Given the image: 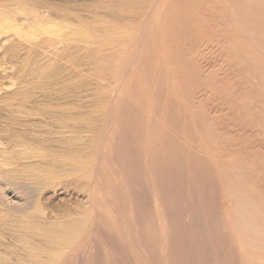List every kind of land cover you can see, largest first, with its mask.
Returning a JSON list of instances; mask_svg holds the SVG:
<instances>
[{
  "label": "rangeland",
  "instance_id": "rangeland-1",
  "mask_svg": "<svg viewBox=\"0 0 264 264\" xmlns=\"http://www.w3.org/2000/svg\"><path fill=\"white\" fill-rule=\"evenodd\" d=\"M7 1V2H6ZM39 1H41V0H0V6L1 7H4V8H6L8 11H10V9H12V8H14L16 5H22V6H25L26 8H29V7H31V5H33V4H38L39 3ZM46 1H48V2H53L54 3V0H46ZM55 1H57V0H55ZM71 1V4L69 3ZM125 0H123V2H122V0H118V3H117V1L116 0H101V2L99 1V0H61V2H60V0L59 1H57V2H55L56 4H59V5H65V6H67L68 8H71L70 10L71 11H73V9H77L78 10V12H77V10L75 9L74 11H75V13H74V11L72 12V14L74 15V16H72V14L69 16V18H70V21H73L72 23L74 24V26H76L75 25V23L77 22L76 20L79 18L77 15H79L80 17H81V31H82V34L84 35V36H86V37H88L90 40H92V41H94V40H96V41H100L101 39L102 40H104V41H106V42H108V41H117V38H113V36H114V34H110V33H105V32H103V31H105L106 29V27H108L109 25V27L107 28V29H112V26H115L114 28H116V29H119V30H121L122 29V31H123V27H124V29H126L127 27H130V28H132V30H130V31H132V37H134V35H135V37L137 36V40L135 41V43H136V45H135V43H126V44H120V43H122V42H120V41H117V43H119V48L117 47V46H115L114 47V49L117 51V52H119L120 54H118L117 52H116V57H118V60H117V58H116V63H115V65H114V67H112L113 65L111 64V62L109 63V64H107V65H102V67H100V66H98L96 63H91V62H87V63H84L85 65H83L82 67V71L84 72V75L82 74L81 76H78V67H77V65L76 64H70V63H68V60L67 59H65V58H62L63 57V54H62V52L60 51V50H57V49H55V48H52L51 50L52 51H55V52H57V51H59V56H61V57H57V62H56V65H55V67H56V69L58 70H56L57 72H56V77H57V79L59 80V81H61V83H59L57 86H55V84H53V85H51L50 86V92L48 93V92H46L45 94L39 89V88H34V85H33V77H32V74H31V72H30V70H26V68L28 67V69H29V65H30V61H32V60H35L34 58H35V52L34 51H29V52H26V51H28V47H29V45H27L26 43V41L25 42H23L22 40H20V38L18 37V36H15V37H13V39H14V42H15V45L13 46L12 44H7V45H4L3 44V42L1 43L3 46H0L1 48H0V68L2 69V71H1V69H0V72L1 73H3V75H1L0 74V119L2 120H0V155H1V152H2V155L0 156V176L2 175L1 173H3L4 175H2V177H0V210H2L3 209V211H1L0 212V226L2 225V228L0 229L3 233H5V234H3L4 235V237L2 238V240H1V237H0V247L1 246H4V245H2V243L4 242L6 245H5V247H2V248H0V253L4 250L5 252H6V254H7V251H8V249H9V253L7 254V257H9V258H7L6 256V259H7V261H9L10 263H14L15 261V258L16 257H19V259H21L20 258V256H22L23 254V256H22V261H23V259L24 260H29V259H27V258H30L29 257V254H28V252H29V250L27 249L28 247H27V245L25 244V245H23V242H21L22 244H20V240L18 241V239H20V238H18V237H16V236H20V235H23V236H26V238H28L29 239V234H33V235H30V239L29 240H31L32 242H33V244H32V242H31V244L32 245H34V244H36L37 246H43V244H45L46 245V241H44V240H46V238L48 237V234H47V232H45V233H43L40 237H37L38 239V241L41 243H36L37 241L35 240L36 239V237L34 238V233H33V230H31V229H29V228H31V227H28V226H26V227H18V225L19 224H23L24 225V223L25 224H30L29 226H32V225H34L32 222H36V220H37V222L35 223V225L37 224V223H39L40 225H43V227H45V229L48 227V223H49V225L50 224H52V225H54L55 223L56 224H60L61 223V221H62V223H64V222H66V220L67 221H69V220H71V218L72 219H78V220H84V221H90V222H88V230H87V232H85L81 237H80V239H79V241H78V243H77V246L75 245L73 248H70L68 251L70 252H67V254L64 256V258L63 259H61V260H59V261H57L56 263L54 262V263H51V264H243V262L242 261H246L247 263H252V264H255L256 262H255V260H254V262H252L253 260L251 259V257H249V256H252V258H254L255 257V255H257V253H258V249L257 248H255V244L253 243V245L251 244V245H248L247 243H241L240 241H238V240H240L239 239V237L240 236H242L243 235V233L242 232H246L247 230H245V227H244V229H243V231H242V229H241V231L239 230L240 229V225H245L244 224V222H243V220H242V216L243 215H241V214H243L242 212H243V210H242V203H240L241 202V200L239 199V198H237V197H240V196H235V193H232L231 191L232 190H230V188H228L229 187V183H227V180L228 179H226V171H227V169H228V167H229V160H230V157H231V155H230V153L231 152H235V151H237L238 153H239V155L240 154H243L245 151H244V149H242L243 148V143H242V141H243V139H245V134H244V128L241 126V125H238V124H233V123H230V121H229V119H230V117H231V115H234L236 112L235 111H233V109L231 108V101L234 99V97L236 98V96H237V94L235 93V92H231V95L229 94V95H227L226 94V87H225V85H227V84H225L226 83V81H227V79H230V77H229V75H228V73L226 72V68L225 67H223V63H222V60H221V58H220V56H218V55H216L217 54V52H216V54H214L215 53V51L214 50H212V48H213V46H214V44L216 43H213L214 42V40H218V41H221V40H223V39H225V31H226V26H227V22L225 21V18H224V12L223 11H220L221 12V14L218 12L217 14V19L216 20H214L213 22H212V24H211V27H212V29L213 30H210V34H211V37H208V34H207V32H205V31H201V27H202V25L203 24H205V21L206 20H204L200 25L199 24H197L196 26H195V24H193L192 25V28L194 29V31H196V32H198V33H193L191 36H187L186 34H185V36L183 37H180L182 40L184 39V42H186V43H183L182 45L180 44L179 46H180V48L179 47H175L176 49V54H175V56L177 57V56H183L184 54L182 53V49L183 50H186V51H183V52H185V55L183 56L184 58L183 59H185V57H187V61H189V62H191L192 64L195 62V64H194V69H190V72H189V74H188V79L186 78V80H188V86L186 87V89H184L185 91H183L182 93L181 92H176L177 90H178V87L179 88H181V85L182 84H180V83H178V81H177V77L175 78V75L176 74H174V71H176L175 69H176V67H175V63H173V62H171L170 64H167L166 63V61H167V58H165V60H161L160 58H156L157 60H155V58H154V62H153V66H152V63L148 66V64L147 63H145V64H143L144 63V60H141V59H139V57L141 56L143 59H145V58H147V55H145V54H149V50L152 48V45L155 43V41H157V40H154L153 38H151V33L153 32V31H155L154 29H156V26H154V25H157V20L161 17V16H165L167 13H161V11H160V9H153V10H150V11H148V9H143V11L144 12H146V13H148V18H147V16H146V19H144L143 18V20L141 21L140 19H138V18H142V17H138L137 15H138V13L137 12H135L134 13V11L133 10H135L134 8H136V9H139L140 7H144L143 5V3H142V1L143 0H140V2H139V0H126L127 1V3H126V1L124 2ZM145 1V0H144ZM143 1V2H144ZM9 2H10V4H9ZM17 2V3H16ZM101 4H100V3ZM103 2V3H102ZM121 2V3H120ZM132 2H133V4H132ZM135 2H138L139 4H138V6H134L135 5ZM206 1H200V3H205ZM61 3V4H60ZM97 3V4H96ZM107 3V4H106ZM112 3V4H111ZM116 3H117V5H116ZM123 3V4H122ZM92 4H93V6H92ZM133 5V6H130V5ZM207 4V3H206ZM9 5V6H8ZM90 5H91V7H90ZM103 5V6H102ZM85 6L87 7V8H85ZM101 6V7H100ZM105 6V7H104ZM107 6V7H106ZM111 6V7H110ZM119 6V7H118ZM73 7V8H72ZM138 7V8H137ZM79 8H80V10L81 11H79ZM82 8V9H81ZM94 8V9H93ZM107 8H109V9H107ZM125 8V9H124ZM83 9H85V10H83ZM88 9V10H87ZM118 9H122V10H120V12H119V14L117 13V11H118ZM83 10V11H82ZM93 10V11H92ZM108 10H110L111 11V13H110V11H108ZM147 10V11H146ZM99 11V12H98ZM103 11H105V12H103ZM114 11V12H113ZM128 11V12H127ZM133 11V12H132ZM156 11H158V12H156ZM80 12V13H79ZM89 12V13H88ZM93 12L94 13H97V15H95V14H93ZM110 13V14H112L111 16L110 15H108V13ZM122 12H123V14H122ZM126 12V13H125ZM132 14H131V13ZM143 12V13H144ZM101 13V14H100ZM125 13V14H124ZM91 14V16L89 17V15ZM99 14V15H98ZM115 14H118L117 16H118V18L117 19H119V17H121V18H124V20H122V19H119V21H116V15ZM129 16H128V15ZM152 14L154 15V17L152 16ZM103 15V16H102ZM106 15V16H105ZM115 15V20H114V18H113V16ZM124 15V16H123ZM133 15V16H132ZM150 15V16H149ZM158 15V16H157ZM221 15H223V16H221ZM88 16V17H87ZM105 16V18H103ZM107 16H109V17H107ZM125 16H126V18H125ZM83 17L86 19H83ZM96 17V18H95ZM107 17V18H106ZM19 18V20L20 21H22L21 20V16L20 15H16L15 16V19L17 20ZM88 18V19H87ZM90 18H91V20H90ZM93 18H95V19H93ZM100 18V19H99ZM103 18V21L101 20ZM114 20H112V19ZM132 18V19H131ZM133 18L136 20V23H135V21L133 22L132 20H133ZM153 18V19H152ZM173 18H175V20L177 19V17L176 16H174ZM172 18V19H173ZM220 18V19H219ZM83 19V20H82ZM97 19V20H96ZM107 19V21H104V20H106ZM126 19V20H125ZM127 19H129V20H127ZM99 20V21H98ZM131 20V21H130ZM140 21V23H139V21ZM144 20L146 21V22H144ZM148 20V21H147ZM150 20V21H149ZM174 20V19H173ZM85 21V22H84ZM109 21V22H108ZM112 21V22H111ZM126 21V23L127 24H125L124 22ZM153 21V22H152ZM17 22H18V24L20 23L21 25L24 23V22H19L18 20H17ZM75 22V23H74ZM92 22V23H91ZM120 22V23H119ZM132 22V23H131ZM138 22V23H137ZM150 22V23H149ZM219 22V23H218ZM223 22V23H222ZM226 22V23H225ZM118 23V24H117ZM129 23H131V24H129ZM141 23H144V25H146V27H144V25H142ZM148 25H147V24ZM154 23V24H153ZM214 23H216L215 25H214ZM221 23V24H220ZM19 24V25H20ZM129 24V25H128ZM134 24H136V26L134 25ZM138 24V25H137ZM140 24V25H139ZM153 24V25H152ZM107 25V26H106ZM112 25V26H111ZM124 25V26H123ZM105 26V27H104ZM120 27V28H117V27ZM140 26V27H139ZM142 26V27H141ZM148 26H150V29H149V27ZM194 26V27H193ZM104 27V28H103ZM144 27V28H143ZM148 27V28H147ZM135 30H134V29ZM138 28V29H137ZM140 28H141V30H140ZM26 29H28V27H25V30ZM144 29V30H143ZM146 29V30H145ZM153 29V30H152ZM220 29H222V30H220ZM138 30L140 31V33H138ZM176 30L178 31V26L176 27ZM182 30V29H181ZM217 30V31H216ZM148 32V33H146V32ZM215 31V32H214ZM103 32V33H102ZM144 33V34H142V33ZM217 32V33H216ZM180 33V32H179ZM221 33V34H220ZM7 34H10V32L9 33H7ZM7 34H1L0 35V40L1 41H3L4 40V38H6L5 37V35H7ZM102 34V35H101ZM143 36V38H142V36ZM109 35V36H108ZM140 35V36H139ZM145 35V36H144ZM180 35H182V34H180ZM180 35H178V36H180ZM184 35V34H183ZM216 35V36H215ZM4 36V37H3ZM104 36V37H103ZM193 36V37H192ZM100 37V38H99ZM139 37V38H138ZM188 37H191V38H188ZM213 37H214V39H213ZM147 38V39H146ZM149 38V39H148ZM193 38V40H191ZM109 39V40H108ZM187 39H189V42H188V40ZM195 39V40H194ZM219 39H221V40H219ZM146 40V41H145ZM150 40V41H149ZM216 40V41H217ZM138 41V42H137ZM140 41H142L141 43H140ZM148 44L147 45V47H146V44H145V42ZM159 41H160V39H159ZM22 43V45L24 46V47H26V51L25 50H23V51H25L24 53L22 52V54L18 57V56H14V58H12L13 57V55H12V53H11V50L12 49H14V48H16L17 46H20L18 43ZM150 42V43H149ZM204 42H209V44L211 45V47H210V49H207V48H209V47H207V48H203V43ZM213 43V45L211 44V43ZM200 43H201V45H200ZM218 43V42H217ZM0 44V45H1ZM75 44V43H74ZM91 44H92V46H91ZM150 44H151V46H150ZM195 44V45H194ZM97 45L98 44H94V43H90V44H87V49H85V50H88L89 48L90 49H92L93 47L94 48H96L97 47ZM139 45V46H138ZM144 45H145V50H144ZM121 46V47H120ZM149 46H150V48H149ZM198 46L201 48V50H200V48H198ZM13 47V48H12ZM129 47V48H128ZM132 47V48H131ZM138 47H141L142 48V50H141V48H138ZM190 47H193L194 49H192V48H190ZM93 48V49H94ZM118 48V49H117ZM128 48V49H127ZM136 48V49H135ZM182 48V49H181ZM38 49H40V48H38ZM139 49V50H138ZM196 49V50H195ZM202 49H204L205 51H207V52H204V50H203V52H202ZM115 50H111V48H109L108 50H106L107 52V54H110L111 53V55H112V53H114L115 54ZM129 50V51H128ZM135 50V51H134ZM195 50V51H194ZM198 50V51H197ZM212 50V51H211ZM108 51H110V52H108ZM124 51V52H123ZM132 53H131V52ZM134 51V52H133ZM138 51V52H137ZM140 51V52H139ZM141 51H142V55H140L139 56V53H141ZM147 51H148V53H147ZM193 53H192V52ZM31 52V53H30ZM127 52H128V54H129V52L132 54V55H128L127 54ZM10 53H11V55H12V57H11V55H10ZM30 53V54H29ZM206 53H210L209 55L208 54H206ZM134 54V55H133ZM192 54L194 55H196V58L194 59L193 58V56H192ZM200 54H202V55H200ZM205 56H204V55ZM190 55V56H189ZM27 56H29V58L27 57ZM134 58V59H137V60H134L133 59V61H132V57ZM137 56H138V58H137ZM144 56V57H143ZM201 56V57H200ZM204 56V57H203ZM210 56V57H209ZM21 57V58H20ZM125 57V58H124ZM136 57V58H135ZM140 57V58H141ZM188 57L190 58V59H188ZM6 58V59H5ZM13 59V61H12V59ZM18 58V59H17ZM20 58V59H19ZM24 58V59H23ZM129 58V59H128ZM204 58H205V60H204ZM2 59H5V60H3L2 61ZM11 59V60H10ZM208 59V60H207ZM212 59V60H211ZM28 60V61H27ZM60 60V61H59ZM66 60V61H65ZM128 60V61H127ZM130 60V61H129ZM191 60H193V61H191ZM198 60V61H197ZM200 60H202L203 61V63H202V61L201 62H199ZM220 60V61H219ZM5 61H6V64L7 65H5V67L7 68H5L4 67V65L3 64H5ZM7 61H12V62H10V64H9V62H7ZM20 63H19V62ZM61 61H63V62H61ZM121 61H122V63H121ZM128 63V64H126V62ZM135 61V62H134ZM143 62V63H141V62ZM215 61V62H214ZM17 62V63H16ZM64 62H66V63H64ZM131 62V63H130ZM134 62V63H133ZM156 62V63H155ZM196 62H198V65H197V63ZM204 62H207L206 64L204 63ZM19 63V64H18ZM23 63H25L24 64V66L25 65H27L26 66V68H24L23 67ZM63 63V64H62ZM140 63V65H138ZM162 63V64H161ZM2 64V65H1ZM22 66H21V65ZM89 64V65H88ZM90 64H91V66H90ZM126 64V66L128 67H126V66H124ZM132 66H131V65ZM141 64L143 65V66H141ZM146 64H147V67H146ZM155 64V65H154ZM202 64H203V66H202ZM204 64H205V66H204ZM210 64H213V65H210ZM10 65V66H9ZM62 65V66H61ZM66 67H65V66ZM73 66V67H69V66ZM86 65H88V67L86 66ZM111 65V67H109ZM120 65V66H119ZM122 65V66H121ZM129 65V66H128ZM134 65V66H133ZM162 65V66H161ZM169 65H170V67H169ZM210 65V66H209ZM15 66V67H14ZM20 66H21V68H20ZM77 68H76V67ZM85 66V67H84ZM105 66V67H104ZM130 66H131V69H130ZM139 66V67H138ZM159 66V67H158ZM198 66V67H197ZM206 67V69L205 68H202V67ZM8 67H10L9 69H8ZM20 69H19V68ZM91 67H93V68H91ZM123 67L125 68V70L123 69ZM132 67H133V70H132ZM138 67V68H137ZM145 68V70H142L143 68ZM149 67V68H148ZM150 67H153V68H151V70H149L150 69ZM6 70H5V69ZM15 68V69H14ZM22 68H24V69H22ZM65 68V69H64ZM70 68V69H69ZM106 68V69H105ZM110 68H111V71H110ZM115 69L114 71H116V72H114L112 69ZM134 68H135V70H134ZM140 68V69H139ZM161 68H163V69H161ZM172 68V69H171ZM202 68V69H201ZM211 68V69H210ZM3 69H4V71H3ZM61 69V70H60ZM64 69V71L62 72V70ZM67 69H68V71H67ZM88 69V70H87ZM120 69L122 70V71H120ZM126 69H128V71H126ZM161 69V70H160ZM210 69V70H209ZM214 69V70H213ZM8 70H9V72H8ZM20 70V71H19ZM25 70V71H24ZM88 72H87V71ZM119 70V71H118ZM125 72H124V71ZM142 70V71H141ZM158 70V71H157ZM19 71V72H18ZM24 71V74L23 73H20V72H23ZM66 71V72H65ZM70 71H72V72H70ZM75 71L77 72V73H75ZM89 71H91V73L89 72ZM104 72L105 74H108L109 75V77H108V75H104V73L102 74V72ZM144 71H146L145 73H144ZM155 71V72H154ZM169 71V72H168ZM6 72V74H7V72L9 73L7 76H6V74H4ZM12 72H13V74H12ZM27 72V73H26ZM62 72V73H61ZM123 72V73H122ZM132 72V73H131ZM133 72H135V73H133ZM148 72V73H147ZM151 72H154V74H152ZM158 72L160 73V74H158ZM177 72V71H176ZM201 72H202V74H201ZM17 73V74H16ZM20 74V76H19V74ZM73 73V74H72ZM93 73V74H92ZM97 73H98V75H97ZM119 73H120V76H124L123 78L121 77H119ZM122 73V74H121ZM124 73H126V74H124ZM130 73V74H129ZM137 73V74H136ZM150 73H151V75H150ZM169 73V74H168ZM173 73V75H171ZM16 74V75H15ZM23 76H25V77H23ZM27 75V77H26V75ZM85 74H88L87 76L85 75ZM115 74L117 75V78H115L116 76H115ZM145 74V75H144ZM148 74V76H146ZM156 74V75H155ZM194 74V75H193ZM201 74V75H200ZM221 74V75H220ZM243 74L244 73H242L241 74V72H240V70H239V73H238V76H237V78H236V76L235 75H232L231 76V78H233V79H240L239 77H241V76H243ZM6 77H5V76ZM29 75V76H28ZM73 75V76H72ZM90 75H94L93 77H91ZM103 75V76H102ZM129 75H131V76H129ZM140 77H138V76ZM154 75V76H153ZM162 75H163V77H162ZM169 75V76H168ZM219 75V76H218ZM14 76V77H13ZM22 76V77H21ZM59 76V77H58ZM64 76V77H63ZM76 76V77H75ZM100 76H102V78L100 77ZM104 76H106V77H104ZM114 78H113V77ZM135 77V79H134V77ZM144 76H146L145 78H143ZM157 76H158V78H157ZM167 76H168V78H167ZM174 76V77H173ZM191 76V77H190ZM194 76V77H193ZM245 76V75H244ZM19 77H21V78H19ZM89 77V78H88ZM99 77V78H98ZM108 77V78H107ZM126 77V78H125ZM137 77V78H136ZM148 77H150V78H148ZM172 79H171V78ZM228 77V78H227ZM4 78V79H3ZM6 78V79H5ZM30 78V79H29ZM113 78V79H112ZM142 78V79H141ZM148 78V79H147ZM163 78V79H162ZM208 78V79H207ZM226 78V79H225ZM18 79H20L19 80V84H21V85H15L16 83H17V81H18ZM22 79H24V80H22ZM32 79V80H31ZM62 79V80H61ZM67 79H69V80H67ZM91 79V80H90ZM93 79V80H92ZM99 79H100V81L101 80H104V81H102V84L105 82L106 84H108V85H106L105 83L103 84L105 87H106V90L107 91H105V88H103L104 86H102V84L100 83V81H99ZM107 79V80H106ZM111 79V80H110ZM116 79V80H115ZM119 79V80H118ZM122 79V80H121ZM137 79V80H136ZM144 80L145 82L143 83H141V80ZM191 79H192V81H191ZM204 79H206V81L204 82ZM11 80H13V81H11ZM31 82H30V81ZM67 80V81H66ZM86 80V81H85ZM89 80V81H88ZM128 80V81H127ZM133 80V81H132ZM169 80H171V82L169 83ZM213 80V82H214V84L216 85V86H214L213 88H212V86L210 87L209 86V82L208 81H212ZM15 81V82H14ZM24 81V82H23ZM65 82V84H64V82ZM80 81H82L81 83H79ZM98 82V84L100 85V87H99V85H94V84H97V82ZM110 81V83H108ZM119 81V82H118ZM147 81H149V82H147ZM154 82V84H152L153 82ZM159 81V82H158ZM162 81H164V82H162ZM196 81H198L197 83H196ZM84 82V83H83ZM89 82V83H88ZM112 82V83H111ZM114 82V83H113ZM118 82V83H117ZM137 83V84H135V86H134V83ZM140 82V83H139ZM160 82H162V83H160ZM207 82V83H206ZM13 83V84H12ZM23 83H26V84H23ZM31 83V84H30ZM74 83H76V84H74ZM83 83V84H82ZM86 83V84H85ZM91 83V84H90ZM117 83V84H116ZM123 83V84H122ZM130 83V84H129ZM132 83V84H131ZM151 83V84H150ZM168 83V84H167ZM176 83V84H175ZM2 84V85H1ZM8 84H11L10 85V87H9V85ZM75 86H74V85ZM81 86H80V85ZM90 86H89V85ZM92 84H93V86H92ZM110 84L112 85V86H110ZM119 84V85H118ZM161 84V85H160ZM178 84V85H177ZM3 85H5V86H3ZM12 85H15V87L14 86H12ZM32 85V86H31ZM69 85H72L73 86V88L70 86L69 87ZM88 85V86H87ZM113 85H115V90L113 89L114 88V86ZM121 85V86H120ZM140 85V86H139ZM149 87H148V86ZM157 85H159L158 87H156ZM206 85H207V87L208 88H205L206 87ZM211 85V84H210ZM66 86H68L70 89H73V91L72 90H70L68 87H66ZM102 86V87H101ZM107 86H109V87H107ZM117 86H119V87H117ZM123 86V87H122ZM131 86V87H130ZM137 86H139L138 88H137ZM146 86V87H145ZM176 86H178L177 88H176ZM193 86V87H192ZM6 87H7V89H6ZM9 87V88H8ZM17 87V88H16ZM80 87V88H79ZM87 87V88H86ZM96 87V88H95ZM97 87H98V90H96L97 89ZM110 87H112V88H110ZM122 87V88H121ZM133 87H135L134 88V90H133ZM154 87H156V88H154ZM191 87V88H190ZM210 87V88H209ZM15 88H16V90H15ZM31 88V89H30ZM52 88V89H51ZM100 88V89H99ZM109 90H108V89ZM119 90H118V89ZM127 88V89H126ZM132 88V89H131ZM136 88H137V92H134L135 90H136ZM149 88V89H148ZM192 88H194L193 90H192ZM221 88V89H220ZM22 89V90H21ZM24 89V90H23ZM38 89V90H37ZM92 89H93V93L91 92L92 91ZM95 89V90H94ZM112 89V90H111ZM140 89H142V90H140ZM165 90V92L163 93V91ZM191 91H190V90ZM208 89V90H207ZM211 89V90H210ZM213 89V90H212ZM39 90H40V92H39ZM81 90V91H80ZM85 90V91H84ZM90 90V91H89ZM102 91V93H101V91ZM121 90V91H120ZM155 90V91H154ZM160 90V92H158V91ZM204 90V91H203ZM23 91V92H22ZM61 91H63V92H61ZM68 91L70 92V93H68ZM80 93H79V92ZM96 91V92H95ZM105 91V92H104ZM115 91H117V92H115ZM124 91V92H123ZM131 93V92H133V93H131V95L129 94V92ZM169 91V92H168ZM211 91H212V93H211ZM27 92V93H26ZM57 92H59V93H57ZM72 92V93H71ZM76 92H78V93H76ZM82 92H85V93H82ZM110 92V93H109ZM141 92V93H140ZM152 92V93H151ZM163 94H162V93ZM214 92V93H213ZM216 92H217V94H216ZM24 93L29 97V95H30V101H27V102H25V104L22 106V107H24V108H21L20 107V105H19V101L21 100V98H22V95H24ZM33 93V94H32ZM50 93L52 94V95H50ZM66 93V94H65ZM88 93V94H87ZM91 95H90V94ZM94 93H96V95H98V96H100V94H103V95H101L100 97H98V96H96ZM100 93V94H99ZM119 93H120V95H119ZM125 95H124V94ZM127 93V94H126ZM136 93H138V94H140V95H138L137 96V94ZM147 93V94H146ZM149 93V94H148ZM158 93V94H157ZM41 94H42V96H41ZM49 94V95H48ZM55 94V95H54ZM93 94H94V96H93ZM132 94H135L136 96H135V98H133V96H132ZM157 94V95H156ZM162 94V95H161ZM169 94V95H168ZM181 94V95H180ZM182 94H183V96H182ZM63 95V96H62ZM64 95H66V96H64ZM77 97H76V96ZM161 95V97H159ZM171 95V96H170ZM185 95V96H184ZM218 95H220V96H218ZM224 95V96H223ZM41 96V97H40ZM48 96V97H47ZM52 96V97H51ZM59 96V97H58ZM60 96H62V97H60ZM79 96V97H78ZM82 96V97H81ZM89 96V97H88ZM109 96H111V98L109 97ZM128 96H132V98H130V97H128ZM182 96V97H181ZM192 96V100L190 99V97ZM206 96V97H205ZM35 99H37L36 101H35V103L32 101L34 98ZM81 97V98H80ZM86 98V99H84V98ZM88 97V98H87ZM93 97V98H92ZM95 97L97 98L96 100H95ZM102 97H103V99H102ZM105 97V98H104ZM107 97V98H106ZM109 97V98H108ZM112 97H113V100H112ZM143 97H145V99H142ZM151 97V98H150ZM159 97V99H160V101L162 100V102L160 103V101L157 99ZM163 97V98H162ZM171 97H173V100H172V98ZM187 97H189L188 99H187ZM219 97V98H218ZM33 98V99H32ZM57 98V99H56ZM64 98V99H63ZM77 98V99H76ZM83 98V99H82ZM91 98V99H90ZM168 98V99H167ZM185 98V99H184ZM214 100H213V99ZM62 101H61V100ZM74 101H73V100ZM80 99H82V100H80ZM101 99V100H100ZM105 99V100H104ZM111 99V100H110ZM134 99L136 100V101H134ZM141 99V101L140 102H138L139 100ZM149 99H150V101H149ZM154 99H156L155 101H154ZM164 99V100H163ZM39 100V101H38ZM57 100H59V101H57ZM68 102H67V101ZM80 102V103H78V101ZM84 100V101H83ZM89 100V103L87 102ZM100 100V101H99ZM103 100V101H102ZM107 100H109L107 103H106V101ZM143 100V101H142ZM157 100H158V102H157ZM165 100H167V101H169L168 103H167V101H165ZM175 100V101H174ZM191 102H190V101ZM37 101H38V103L39 104H37ZM42 101V102H41ZM133 102V104H132V102ZM174 101V102H173ZM189 101V102H188ZM202 101V102H201ZM46 102V103H45ZM49 102V103H48ZM76 102V104H74ZM86 102H87V104H86ZM91 102H93V103H91ZM97 102V103H96ZM100 102V103H99ZM103 102H105L106 103V105H105V103H103ZM116 102H118V103H116ZM130 102V103H129ZM144 102V103H143ZM176 102V103H175ZM28 103H30V104H28ZM32 103V104H31ZM33 103H34V105H33ZM42 103V104H41ZM70 103V104H69ZM78 103V104H77ZM101 103H103L102 105H101ZM140 103L142 104V106L140 105ZM153 103H155V104H153ZM157 103V104H156ZM159 103V104H158ZM162 103H164L163 105H162ZM195 103V104H194ZM213 103V104H212ZM28 104V105H27ZM62 104V105H61ZM97 104H99L100 106H102L103 107V110H101V108L102 107H100L99 105L98 106H96ZM124 104H125V106H124ZM136 104H137V107H138V105H140L138 108H135V106H136ZM150 104V105H149ZM179 104V105H178ZM27 107H26V106ZM75 105V106H74ZM84 105V106H83ZM91 105H93V106H95V107H92V108H90L91 107ZM108 105V106H107ZM112 105H114V106H112ZM120 105V106H119ZM130 105V106H129ZM132 105V106H131ZM149 105V106H148ZM154 105V106H153ZM155 105H157L156 106V109H154L155 108ZM161 107H160V106ZM182 105V107H180ZM191 105V106H190ZM28 106H30V107H28ZM33 106H34V108H33ZM36 106V107H35ZM63 106H65L66 108H68V110H69V112H70V118H69V116H68V120H67V127L65 128V129H67V130H65V134L66 135H68L67 137H72L74 134V136L73 137H78V139L79 138H81V140H82V138H85V139H83L82 140V142H84V140L85 141H87V142H85V145L83 144V143H81V141H79L80 143L78 144V146L80 145V146H82L83 145V148H86V150L85 149H83L82 147V151L83 152H85V153H87V163L89 164V169H88V171H87V174L85 173H83L82 175H74V174H72V172H73V166H74V162L71 160V159H68V158H63V157H60V158H58V160L56 161V163H55V165H54V167H51V168H53V170H55L54 172H53V174H51V176H46V177H44L45 178V181H46V183H45V181H43L44 180V178L43 179H41V181H40V178H38L37 179V177H38V173L36 172L35 173V169L34 168H32V165H30L31 167H29L28 166V164H30L31 163V160H24V162L22 161V159L21 160H19V158L18 159H16L15 158V156H18L19 155V150L21 149V147H19L17 144H18V142L19 141H23V142H25V143H27V142H29V143H27V144H35V145H37V146H40V147H42V149H46L47 150V148L48 149H50L51 151L53 150V152H56V151H59V150H63L65 147H64V145L63 144H61V143H58L57 141L55 142H51V143H48L46 146H47V148L46 147H43L40 143H33V142H36L37 141V139L35 138L34 139V135L36 134V133H34V134H32L33 132H34V130H35V128L36 127H38V124H41V123H43V118L42 117H38V116H36L35 117V119L37 120H35L33 117H29V118H25V116H24V114H22V117L20 116V112H21V110L20 109H22V110H24L25 112H31V113H38L39 111H40V109L41 108H44V109H54V110H58V109H60L61 107H63ZM72 106V107H71ZM90 106V107H89ZM111 108H110V107ZM129 106V107H128ZM153 106V107H152ZM159 106V107H158ZM171 107L172 106V108H168V107ZM176 108H175V107ZM17 107V108H16ZM26 107V108H25ZM37 107H38V109H37ZM40 107V108H39ZM80 107V108H79ZM85 107V108H84ZM124 109H123V108ZM125 107H126V109H125ZM142 107V108H141ZM159 108V111H161L160 110V108L165 112H163L164 114H165V117L167 118L168 117V115L170 116L169 117V119L167 118V121L166 122H168V121H174V123H173V121L172 122H169V124L167 125V128H166V124H164L165 126V129L166 130H168L167 132V134L165 133V137L166 138H164V136H163V138L164 139H162V138H160L159 136H158V140L156 139L157 138V135H158V133H156L157 135L155 136H153V134H152V131L151 130H155V126L158 124V122L160 121V119H159V117H157V119L155 118V116H159V111H157L158 110V108ZM197 109H196V108ZM16 108V109H15ZM30 108H32V109H30ZM110 110V113H109V111L107 110ZM115 110H114V109ZM152 108V109H151ZM180 108H182V109H184L183 110V115H182V117H181V115H180V113H181V110L182 109H180ZM198 108H200V109H198ZM232 109V111L230 110V109ZM4 109V110H3ZM15 109V110H14ZM78 109V110H77ZM89 109V110H88ZM105 109V110H104ZM136 109H138V111H141L142 110V112H139V113H141L140 115H139V113H138V115H137V110ZM154 109V110H153ZM166 109V110H165ZM172 111H171V110ZM188 111H187V110ZM202 109V110H201ZM16 111V112H14V111ZM73 110V111H72ZM80 110V111H79ZM93 110V111H92ZM130 110V111H129ZM152 110H153V113L155 114V116H154V114L152 113ZM171 112H170V111ZM196 110V111H195ZM209 110H211L210 111V113H209ZM216 110V111H215ZM5 111V112H4ZM84 111V112H83ZM89 112V114H88V112ZM98 111V112H97ZM135 111H137V112H135ZM147 111V112H146ZM155 111H156V113H155ZM173 111H174V114H171V113H173ZM198 111H200V112H198ZM9 112V113H8ZM72 112V113H71ZM78 112H80V113H83V114H85V115H87V116H91L92 117V121L94 122L93 124H92V127L91 126H88V124L87 123H81V124H79V123H76L75 122V120H74V115H76ZM97 112V113H96ZM129 112H131L132 114H130ZM135 112V113H134ZM185 112L187 113V114H185ZM194 112V113H193ZM195 112H197V113H195ZM204 112V113H203ZM8 113V114H7ZM11 113V114H10ZM16 113V114H15ZM17 113H18V115H17ZM22 113V112H21ZM101 113H104V115L102 114V116H101ZM108 113V114H107ZM123 113V114H122ZM126 113V114H125ZM130 114V115H128V114ZM158 113V115H156ZM169 113V114H168ZM189 113L191 114L190 116H188L189 115ZM199 113H200V115H199ZM10 114V115H9ZM74 114V115H73ZM148 114H150V115H148ZM153 115V117L154 118H152V115ZM173 115V116H171V115ZM194 114V115H193ZM203 114V116H201ZM222 114L224 115V116H222ZM230 114V115H229ZM12 115V116H11ZM15 117H14V116ZM95 115H96V117H95ZM114 115V116H113ZM125 115V116H124ZM177 115V116H176ZM11 116V117H10ZM73 116V117H72ZM100 116H101V119H98V117L100 118ZM110 116V117H109ZM130 116V117H129ZM133 118H132V117ZM147 116V117H146ZM177 118H176V117ZM179 116H180V118H179ZM196 116V117H195ZM198 116V117H197ZM199 116H201V117H199ZM7 117V118H6ZM128 117V118H127ZM139 117V118H138ZM225 117H227V118H225ZM4 118V119H3ZM14 118V119H13ZM20 118H22V119H20ZM25 118V119H24ZM106 120V119H108L105 123H108L107 125H105V123H101V122H99V121H105L104 119ZM112 118V119H111ZM145 118V119H144ZM173 118V119H172ZM195 118V119H194ZM197 118H200L199 120H203L202 122H200L199 120H197V121H199V122H196V124H195V121L194 120H196ZM206 118V119H205ZM15 120V122L13 121V122H11L12 123V125L13 124H15L16 126H14V127H12V125L11 126H8L9 124H7V123H9V122H7V121H5V120ZM34 119V120H33ZM45 119V118H44ZM49 119V118H48ZM132 119L134 120L135 119V121H132ZM180 119V120H179ZM194 119V120H193ZM4 120V121H3ZM117 120V121H116ZM177 120L179 121V122H177ZM17 121V122H16ZM41 121V122H40ZM48 122L50 121H52V123H53V120H47ZM157 121V122H156ZM183 123H182V122ZM22 122H24V123H22ZM26 122H27V124H26ZM28 122H29V124H28ZM38 124H37V123ZM114 122V123H113ZM119 122V123H118ZM130 122V123H129ZM137 122V123H136ZM145 122V123H144ZM155 122H156V125H155ZM204 122V125L202 124ZM217 122V123H216ZM18 125H17V124ZM117 123V124H116ZM120 123H122V124H120ZM133 123V125H131ZM171 123H173L174 125L176 124V127H177V125H178V123L180 124V125H178V128H177V130H176V128H175V126L174 125H172ZM182 123V124H181ZM199 123H201V124H199ZM214 123V124H213ZM216 123V124H215ZM220 125H219V124ZM7 124V125H6ZM31 124V125H30ZM32 124L34 125V128H33V126H32ZM37 126H36V125ZM70 124V125H69ZM74 124V125H73ZM172 125V128H171V125ZM185 124H191L189 127H187V128H189L188 130H190L189 131V133H190V135H188L187 137H188V139H187V137H186V133H185V131H184V133L182 132V130L181 129H184V127L185 126H187V125H185ZM198 124V125H197ZM212 124H213V126H212ZM6 125V126H5ZM20 125H21V127H24V128H22V130H21V128H20ZM23 125H25V126H23ZM29 125H30V127H29ZM51 125V124H50ZM53 125L55 126L56 125V121L53 123ZM53 125H51L49 128L51 129V130H57V127L55 128ZM134 125H136V126H134ZM143 125V126H142ZM145 125V126H144ZM154 125V126H153ZM204 126V128L206 129V128H208L209 129V131H208V129H206V130H204V129H202L201 131H200V129L201 128H203V127H201V126ZM20 128L19 130H18V127ZM36 126V127H35ZM134 126V127H133ZM151 126H153V127H151ZM179 126H181V128L179 127ZM192 126V127H191ZM197 126H199V127H197ZM208 126H210V127H208ZM224 126V127H223ZM232 126H233V129H232ZM235 126V127H234ZM53 127V128H52ZM75 127V129L76 130H78V131H76L77 133H75V129H73ZM77 127H80L79 129H81V134L83 135H78V134H80V130L77 128ZM82 127V128H81ZM110 128V129H108V128ZM127 129H126V128ZM141 127V128H140ZM145 127V129L146 130H144V129H142V128H144ZM149 127H150V129H149ZM212 127H214L213 129H212ZM220 127V128H219ZM11 128V130H13L14 132H11V130L9 131V129ZM13 128V129H12ZM55 128V129H54ZM83 128H84V130H83ZM99 128V129H98ZM133 128H135V129H133ZM152 128H154V129H152ZM156 128H157V126H156ZM168 128H170V129H168ZM175 128V129H174ZM186 128V127H185ZM194 128V129H193ZM200 128V129H199ZM211 128V129H210ZM224 128V129H223ZM230 128H231V130H230ZM15 129H17V130H15ZM26 131H25V130ZM33 129V130H32ZM70 129V130H69ZM72 129V130H71ZM86 129V130H85ZM96 129V130H95ZM104 129V130H103ZM119 129V130H118ZM142 129V130H141ZM173 129H174V131H173ZM228 129V130H227ZM7 130V131H6ZM21 130V131H20ZM45 130V128H42L41 129V131H44ZM83 130V131H82ZM110 130V131H109ZM128 130V131H127ZM133 130H135V132L133 131ZM144 130V131H143ZM148 130H150V132H148ZM165 130V131H166ZM170 130H172V131H170ZM181 130V131H180ZM203 130H204V133H202L203 132ZM215 131L216 132V134H217V136H215V133L213 132H211V131ZM225 130V131H224ZM234 130V131H233ZM16 131H19L20 133L22 132L24 135H23V138L25 137V140L22 138V133H21V135H19L20 133H17ZM37 131V130H36ZM92 131V132H91ZM100 131H102L101 133H100ZM123 131V132H122ZM6 132V133H5ZM27 132L28 133H30V136L27 134ZM68 132V133H67ZM94 132V133H93ZM134 132V133H133ZM145 132V133H144ZM157 132V131H156ZM173 134H171V133ZM174 132V133H173ZM176 132H178L177 134H179V136L176 134ZM180 132V133H179ZM208 132H210V133H212V135H214L215 136V138H216V140H214L213 142H212V140L207 136V135H209V134H206V133H208ZM225 132H226V134H225ZM74 133V134H73ZM84 133H86L87 135H85L84 136ZM93 133V134H92ZM97 133H98V135H97ZM100 133V134H99ZM105 133V137H102V135ZM116 133V134H115ZM151 135H150V134ZM170 133V134H169ZM196 133V134H195ZM201 133H202V135H201ZM14 134V135H13ZM27 136H26V135ZM71 134V135H70ZM73 134V135H72ZM77 134V135H76ZM89 134V135H88ZM92 134V135H91ZM95 134V135H94ZM123 134V135H122ZM142 134V135H141ZM144 134V135H143ZM146 134H147V137H146ZM154 134H155V132H154ZM180 134H183L184 135V137H183V135L181 136ZM193 134V135H192ZM219 134V135H218ZM12 135H13V137H15L16 139H18L17 141H16V139L14 138V140H12L13 139V137H12ZM101 135V136H100ZM127 135H128V137H127ZM169 136V139L167 138L168 136ZM174 137V138H176V137H178V138H176V139H178L177 141H178V143H182V141H183V139L184 140H188L190 143H191V141H197V144L195 143V142H193V143H191V144H196L197 145V151H195L196 149H195V147H196V145L194 144V145H191V147L192 148H190V149H192V150H194V151H192V150H190V152L188 153L187 151H186V148L183 150V153L182 154H178L177 152H175L176 150L174 149V148H176L175 146L173 147L172 145H175V143L173 144V142H175L176 141V139H174L172 136ZM196 136V139L194 138L195 136ZM226 135V136H225ZM244 135V136H243ZM9 136V137H8ZM11 136V137H10ZM91 136V137H90ZM100 138H102V139H100ZM104 136V135H103ZM151 136V137H150ZM181 136V137H180ZM192 136H193V138H192ZM219 136V137H218ZM2 137H4V139L6 138V140H4V141H2ZM31 137H33V139L34 140H36V141H32L31 139ZM93 137V138H92ZM98 137V138H97ZM123 137V138H122ZM136 137V138H135ZM140 137V138H139ZM186 137V138H185ZM31 138V139H30ZM87 138H91V139H88L89 141H90V145L88 144L89 143V141L87 140ZM104 138H105V140H104ZM146 138H148L147 139V141L145 140ZM160 138V139H159ZM171 138L172 139H174L173 140V142L171 141ZM181 138V139H180ZM200 139V141H199V139ZM222 138V139H221ZM226 138V139H225ZM7 139H9V140H7ZM29 139H30V141H32V142H30L29 141ZM93 139H96V140H99V141H96L95 140V142L92 144L91 142H93L94 140ZM115 139V140H114ZM129 139H131V140H129ZM142 139V140H141ZM151 139V140H150ZM156 139V140H155ZM166 139V140H165ZM198 139V140H197ZM209 139V140H208ZM230 141V143L232 144L231 146H230V143H229V141ZM233 139V140H232ZM100 140H101V143H100ZM104 140V141H103ZM114 140V141H113ZM128 140V141H127ZM140 140H141V143H140ZM143 140H144V142H143ZM156 141L155 143L153 142V141ZM162 140V141H161ZM186 140V143H187V146L190 144L188 141ZM208 140V141H207ZM211 140V141H210ZM220 142H219V141ZM223 140V141H222ZM9 141L10 142H12V143H9ZM102 141H103V143H102ZM116 141V142H115ZM124 141V142H123ZM169 141V142H168ZM205 141V142H204ZM218 141V142H217ZM13 142H15V143H17V144H15L14 143V145H16L15 147L17 148V150H16V153L15 152H13V149H16V148H13V146L14 145H12L13 144ZM105 142V143H104ZM115 142V143H114ZM161 144H160V143ZM162 142H165L166 143V145H164L165 143H162ZM211 142V143H210ZM223 142V143H222ZM2 143V144H1ZM5 145H4V144ZM6 143H9V144H6ZM98 143V147H97V145H95V144H97ZM131 143H132V145H131ZM168 143H170L169 145L171 146H169L168 145ZM200 143V144H199ZM227 143V144H226ZM50 144H51V148H50ZM54 144V145H53ZM88 144V145H87ZM92 144V145H91ZM102 146H101V145ZM116 146H115V145ZM146 144V145H145ZM151 144V145H150ZM155 144V145H154ZM162 144L165 146H162ZM172 144V145H171ZM206 146H205V145ZM211 144H212V146H214V147H212L211 146ZM220 144H222L223 145V147L220 145ZM1 145H4L5 147H2ZM7 145V146H6ZM55 146V147H53V146ZM61 145V149L60 148H58L57 149V146L59 147ZM94 145H95V147L98 149L99 148V150L101 149V151L99 152V150L97 151V149L94 147ZM104 145V146H103ZM134 145V146H133ZM148 145V146H147ZM160 145H161V147H164V148H162L161 149V147H160ZM180 144H178L177 145V147L179 146ZM18 146V147H17ZM49 146V147H48ZM85 146V147H84ZM93 146V147H92ZM100 146V147H99ZM143 146V147H142ZM169 146V147H168ZM195 146V147H194ZM199 146H205V147H208V148H211L212 149V152L210 153V155L209 154H207V153H204L203 151L201 152V148L199 147ZM10 147H12L11 149H10ZM122 147H123V149H122ZM145 147V148H144ZM149 147V148H148ZM157 147L159 148V149H157ZM199 147V148H198ZM6 148V149H5ZM18 148H20L19 150H18ZM90 148V150H88ZM92 148V149H91ZM120 148H121V150H120ZM137 150H136V149ZM157 150H156V149ZM167 148H169V150H168V152L166 151V149ZM8 149H10V150H8ZM117 149V150H116ZM128 149V150H127ZM170 149H174V152H173V150H170ZM205 149V148H204ZM248 149H250V148H248ZM92 150V151H91ZM126 152H125V151ZM147 150V151H146ZM157 151L158 152V154H157V152H155L154 153V151ZM160 150V151H159ZM198 150H199V152H198ZM242 152H241V151ZM89 151H91V152H89ZM96 151V152H95ZM112 151V152H111ZM124 151V152H123ZM132 151H134V152H136L135 154H134V152H132ZM144 153H143V152ZM151 151V152H150ZM161 151L162 152H166L167 154H165V152L164 153H161ZM240 151V152H239ZM61 152V151H60ZM119 152V153H118ZM122 152V153H121ZM171 152H173V154H169V153H171ZM187 152V153H186ZM192 152V153H191ZM194 152H197V153H194ZM3 153H4V157L6 156H8L9 154H11L12 155V157H13V159L15 158L16 160H12V162L11 163H9L7 166H5V164H3L4 162H2V159H1V157L3 156ZM58 153V152H57ZM96 153V154H95ZM102 153H103V155H102ZM149 153V154H148ZM190 153H191V156H189L190 155ZM94 154V155H93ZM99 154H101V155H99ZM136 154H139L140 155V157L138 156H136ZM156 154V155H155ZM187 154V155H186ZM194 156H196L195 158H196V160H198V158L200 159L199 161H194L193 159H194V157H193V155ZM196 154H198V155H196ZM199 154H201L200 156H199ZM205 154V155H204ZM96 155H97V157H96ZM116 155V156H115ZM117 155H118V157H117ZM127 155V156H126ZM134 155V158L133 157H130V156H133ZM145 155V156H144ZM147 155H150V156H147ZM159 155H161L160 157H159ZM164 155V156H163ZM169 155V156H168ZM184 155H185V157H184ZM121 156V157H120ZM154 156H156V157H154ZM166 156V157H165ZM175 156H176V158H175ZM205 156H209V157H205ZM3 157V160L4 159H6V158H4ZM117 157V158H116ZM120 157V158H119ZM129 159H128V158ZM145 157H146V159H145ZM159 157V158H158ZM161 157H164V158H161ZM173 157V158H172ZM178 157H181V160L183 161H181L180 160V158H178ZM191 157V158H190ZM203 157L206 159V158H209V160H208V162H207V159H206V161H205V159H203ZM213 157V158H212ZM96 158H98V159H96ZM122 158V159H121ZM155 158V159H154ZM183 158V159H182ZM186 158V159H185ZM189 158V159H188ZM201 158H202V160L205 162V164L207 163V165H208V167H206V166H203V164H204V162L202 163L201 161ZM221 158V159H220ZM233 157H231V159H232ZM239 158V157H238ZM99 159H101L102 161L100 162V160ZM109 159V160H108ZM113 159H119V160H117V161H115V160H113ZM165 159H167V163L165 162L166 160ZM171 159V160H170ZM178 159V160H177ZM188 159V160H187ZM35 159H33V161H34ZM120 160H122L123 162H125L124 164H123V162L121 161V162H119ZM135 160H136V162H135ZM148 161V162H145V161ZM173 160V161H172ZM185 160H187L186 162L188 163H186L185 164ZM191 160H193V162H195V163H193ZM220 160V161H219ZM5 161V160H4ZM22 161V162H21ZM28 161V162H27ZM97 161V162H96ZM114 161V162H113ZM158 161H159V163H161L162 162V165H163V162H164V165H163V167H162V165L160 164V166H158L159 165V163H158ZM161 161V162H160ZM168 161L169 162H172L171 164L169 163L168 164ZM175 161V162H174ZM178 161V163H176ZM210 161V162H209ZM216 161H217V163H216ZM18 162V163H17ZM21 162V163H20ZM27 163V166L29 167V168H31V170L30 169H28V167L27 166H25L26 165V163ZM30 162V163H29ZM66 162V163H65ZM98 162H100V163H98ZM116 162H118V163H116ZM133 162V163H132ZM153 164H152V163ZM193 164H192V163ZM197 162V163H196ZM200 162V163H199ZM220 162H222V163H220ZM5 163H6V161H5ZM23 163V164H22ZM35 163V162H34ZM65 164V165H63V164ZM69 163V164H68ZM105 163V164H104ZM130 163V165H128ZM158 163V164H157ZM202 163V164H201ZM212 163V164H211ZM214 163H216V164H214ZM239 163H240V160H239ZM15 166H14V165ZM22 166H21V165ZM62 164V165H61ZM121 166H119V165ZM135 164V165H134ZM147 164V165H146ZM166 164V165H165ZM167 164L169 165V166H167ZM174 164H176V165H174ZM180 164V165H179ZM197 164H199V166L196 168V167H194L195 165H197ZM209 164H211V166H209ZM14 167H13V166ZM17 165V166H16ZM18 165H20V166H18ZM42 165H44L43 163L41 164V166ZM45 165L48 167V165L45 163ZM44 165V167H46ZM60 165H61V167H60ZM70 165V166H69ZM95 165H96V168H95ZM106 165V166H105ZM123 165V166H122ZM149 165H150V167H149ZM155 165H157V166H155ZM173 167H172V166ZM183 165V167H180V166H182ZM187 165V166H186ZM190 165L191 166H193V167H190ZM214 165V166H213ZM53 166V165H52ZM66 166V167H65ZM101 168H100V167ZM129 166V167H128ZM131 166V167H130ZM137 166V167H136ZM140 166V167H139ZM164 166L166 167L167 166V168H165V170L164 171H162L163 169H164ZM174 166H176V168L178 169V167H180L179 168V170H184L185 169V172L184 171H179V170H177ZM188 166H189V168H188ZM202 168H201V167ZM222 166V167H221ZM25 167H27V168H25ZM58 167V168H57ZM65 167V168H64ZM72 167V169H70ZM94 167V170H98V168L99 169H101V170H96L97 172H96V174H95V172L93 171V168ZM102 167H103V169H102ZM109 167V168H108ZM123 167V168H122ZM127 167V168H126ZM135 167V168H134ZM148 167V168H147ZM157 167H160V169L158 168V170H155V168L157 169ZM162 167V168H161ZM170 167V168H169ZM172 167V168H171ZM186 167H187V169H186ZM199 167L201 168V169H199ZM59 168H61V169H59ZM106 168H108V169H106ZM111 168V169H110ZM130 168V169H129ZM144 168V169H143ZM176 169V170H174V169ZM191 168L193 169H195L194 171L193 170H191ZM206 168H208V170H210L209 172H211V171H213L212 173H213V175H215V176H217V177H214V176H212V173H210V175L213 177V179L211 178V180H210V175H208L209 173H207L206 172V170L205 169ZM209 168H211V169H209ZM216 168V169H215ZM223 168V169H222ZM70 169V170H69ZM90 169H92L91 170V172L89 171ZM117 169H119V170H121V171H119V170H117ZM125 169V170H124ZM132 169V170H131ZM134 169H135V171H134ZM139 169H141L140 171H139ZM147 169V170H146ZM153 169V170H152ZM167 169H170L169 171H167L168 173H166L165 171L167 170ZM174 170V171H171V170ZM214 169V170H213ZM223 171L222 173H221V171ZM3 170H6V171H3ZM18 172H17V171ZM66 170H67V173H66ZM111 170H113V171H111ZM152 170V171H151ZM190 170V171H189ZM201 170H205V171H201ZM8 171H9V173L11 172H14V171H16V172H14V173H10V175H9V173H8ZM26 173V175H28V176H26V178H27V180L29 181H27L26 180V178L24 177V175L23 174H25L24 172ZM56 171H57V174H56ZM63 171V172H62ZM69 171H71L70 173H69ZM109 171V172H108ZM128 171V172H127ZM155 171L157 172L156 174L158 175L160 172H161V174H159L158 176L155 174ZM171 171V172H170ZM192 171H193V173H192ZM200 171L201 172H203V173H200ZM216 171V174L214 173ZM22 172V173H21ZM92 172L94 173V175H92ZM107 174H106V173ZM130 172V173H129ZM150 172V173H149ZM176 172L179 174H176ZM184 172L185 173V175H184V173L182 174V173ZM199 172V173H198ZM205 172V173H204ZM6 173V174H5ZM7 173H8V175L9 176H11V175H16V176H11V177H14L13 178V180L15 179V177H17L16 179H15V182L13 183L12 181H11V178L9 179V176H7ZM15 173H17L18 175H21L22 174V176L23 177H21V176H17V174H15ZM31 173V174H30ZM88 173H89V175H88ZM105 173V174H104ZM135 173V174H134ZM141 175H140V174ZM143 173V174H142ZM162 173H163V175L165 174V177H167V175H168V177H170V178H165L163 175H162ZM172 173V174H171ZM182 175H181V174ZM186 173H188V174H186ZM61 174V175H60ZM69 174V175H68ZM121 174H122V176H121ZM129 174V175H128ZM134 174V175H133ZM144 174H146V175H144ZM176 174V175H175ZM205 174H207L208 175V179H206L207 178V176L205 175ZM6 175V176H5ZM32 175V178L30 177V176ZM95 175H96V177H95ZM110 175H112V176H109ZM113 175H114V177H113ZM155 175V176H154ZM172 175V176H171ZM174 175V176H173ZM186 175H187V177L189 178V179H187V177H186ZM193 175H197V176H193ZM35 176H36V178H35ZM73 176V177H72ZM75 176V177H74ZM77 176V177H76ZM85 176V177H84ZM94 176V177H93ZM107 176V179L105 178ZM117 176V177H116ZM138 176V177H137ZM150 176V177H149ZM178 176V177H177ZM185 176V177H184ZM190 176H191V178H192V181H195L197 184L196 185H194L195 184V182H192V181H189L191 178H190ZM199 176V177H198ZM223 176V177H222ZM4 177V178H3ZM7 177V178H6ZM20 179H19V178ZM89 177V178H88ZM109 177V178H108ZM122 179H121V178ZM127 177V178H126ZM134 177V178H133ZM146 177V178H145ZM152 177V178H151ZM157 177V178H156ZM160 177H163V178H160ZM172 177H173V179H174V177H175V182L173 181V179H172ZM181 177H182V179H181ZM184 177V178H183ZM193 177H194V179H193ZM197 177V178H196ZM202 177H204L205 178V180H204V178H202ZM225 177V178H224ZM1 178H2V180H1ZM21 178L22 179H24V180H26V181H24V180H21ZM36 180H35V179ZM78 178H80V179H78ZM92 178V179H91ZM94 178V179H93ZM96 178V179H95ZM113 178L115 179V180H113ZM119 178V179H118ZM132 178V179H131ZM137 178V179H136ZM177 178H179V180L177 179ZM215 178V179H214ZM217 178V179H216ZM17 179H19V181L17 180ZM30 179V180H29ZM76 179H78V181L76 180ZM81 179H84V180H81ZM107 181H106V180ZM151 179H152V181H151ZM156 179H160V181H156ZM162 179H163V182H162V184H160L161 183V181H162ZM164 179H170L169 181L168 180H164ZM183 179H185V181L183 180ZM200 179H202V182H203V184H202V182H200L201 180ZM7 180H10L9 182V184H7ZM17 180V181H16ZM22 181V183H21V181ZM32 180V181H31ZM72 180V181H71ZM75 180V181H74ZM80 180H81V182L82 181H86V180H89V184H88V181H86L85 183H82V184H88L89 185V187H88V185L86 186H84L83 185V187H82V184H81V182H80ZM95 180H97L96 181V183L98 184H96V183H94L95 182ZM101 180H103V181H101ZM109 180V181H108ZM125 182H124V181ZM135 180V181H134ZM187 180H188V182H187ZM197 180V181H196ZM5 181V182H4ZM31 181V182H30ZM50 181V182H49ZM52 181V182H51ZM91 181V182H90ZM100 181V182H99ZM113 181V182H112ZM127 181V182H126ZM148 181V182H147ZM154 181V182H153ZM165 181V182H164ZM166 181H167V183H166ZM170 181H173L172 182V185H171V183H170ZM178 181V184L181 186V187H183L184 189L186 188V190H184L183 188H181V187H179V185L176 183ZM179 181H181L180 183H179ZM183 181H184V183H183ZM211 181V182H210ZM220 181V182H219ZM24 182V183H23ZM35 182V183H34ZM42 182V183H41ZM78 182V183H77ZM99 182V183H98ZM107 182V183H106ZM152 182H153V184L155 183V187H154V185L152 184ZM190 182V183H189ZM210 183L209 185H208V183ZM213 182H214V184H213ZM219 182V183H218ZM13 183V184H12ZM18 183L20 184V185H18ZM37 183H38V186L40 187V185H41V188H39L38 186H37V188L35 187V185H37ZM114 183V184H113ZM159 183V184H158ZM176 183V185H174ZM199 183V184H198ZM207 183V184H206ZM223 183V184H222ZM8 186H7V185ZM10 184H11V187H10ZM14 184H16L15 186H14ZM22 184V185H21ZM30 184V185H29ZM31 184H35V185H33V186H31ZM40 184V185H39ZM90 184L92 185V184H94L93 185V187L92 186H90ZM105 184H106V187H105ZM113 184V185H112ZM137 184V185H136ZM168 184V185H167ZM206 184V185H205ZM80 185V186H79ZM111 185V186H110ZM153 185V186H152ZM166 185V188L164 187ZM170 185V186H169ZM193 185V186H192ZM200 185V186H199ZM203 185V186H202ZM222 185V186H221ZM226 185V186H225ZM17 186V187H16ZM23 186V187H22ZM102 186V187H101ZM108 186V187H107ZM187 186V187H186ZM197 186V187H196ZM206 186V187H205ZM225 186V187H224ZM4 189H3V188ZM7 187V188H6ZM14 187H16L15 189H14ZM45 187V188H44ZM86 187V188H85ZM116 189H115V188ZM121 187H122V190H121ZM129 187V188H128ZM131 187V188H130ZM133 187V188H132ZM139 187H141V188H139ZM151 189H150V188ZM171 187H172V189H171ZM177 187H178V189H177ZM220 187V188H219ZM222 187H223V190H221L222 189ZM31 188V189H30ZM36 188V189H35ZM82 188V189H81ZM85 188V189H84ZM105 188H106V191H107V193H106V191H105ZM111 188V189H110ZM155 188V189H154ZM158 188V189H157ZM174 188H176V189H174ZM196 188V189H195ZM199 189V191H198V189ZM201 188V189H200ZM216 188H218V189H216ZM3 189V190H2ZM35 189V190H34ZM108 189V190H107ZM114 189H115V191H114ZM125 189V190H124ZM129 189V190H128ZM135 189V190H134ZM147 189V190H146ZM154 189V190H153ZM160 189V190H159ZM164 189V191H168L167 193L165 192V193H163L164 191H162V190ZM174 189V190H173ZM179 189H180V191L181 192H179ZM184 191H183V190ZM190 189V190H189ZM207 189V190H206ZM228 189V190H227ZM259 189H260V191H259ZM38 190V191H37ZM41 190V191H40ZM81 190H83V191H81ZM85 190V191H84ZM92 190V191H91ZM103 190V191H102ZM133 190V191H132ZM159 190V191H158ZM178 191L179 193H177L176 191ZM258 190V194H260V192H264V188L263 189H261V187H260V185L258 186L257 185V189H256V191ZM105 191V192H104ZM111 191V192H110ZM113 191V192H112ZM137 191V192H136ZM150 191V192H149ZM160 191H162V192H160ZM171 191V192H170ZM175 192V194H174V192ZM189 191H191V193L189 192ZM193 191V192H192ZM207 191V192H206ZM213 191V192H212ZM28 192H29V194H28ZM88 192V193H87ZM89 192H90V194H89ZM92 192V193H91ZM104 192V193H103ZM108 192H109V194L111 195V197H110V195L108 194ZM133 192V193H132ZM143 192V193H142ZM145 192V193H144ZM201 192V193H200ZM209 192V193H208ZM226 192H227V194H226ZM20 193V194H19ZM84 193H87L88 195H89V200L87 199L86 200V204H88V205H86L85 203H83V201H82V198L81 197H83V194ZM103 193V194H102ZM147 193V194H146ZM161 195H160V194ZM171 195H170V194ZM186 193V194H185ZM194 193V194H193ZM196 193V194H195ZM231 193H232V195H231ZM8 194V195H7ZM116 194V195H115ZM135 194V195H134ZM190 194H191V196L193 197H189L190 196ZM219 196H218V195ZM262 194H264V193H262ZM15 195V196H14ZM25 195V196H24ZM106 195H108V197H109V199H111V201H112V199L113 200H116L115 202L113 201L112 203H114V204H112L111 203V201L110 202H107V201H109V199L108 198H106L105 200H103L104 198H105V196ZM112 195H113V197L114 196H116V199H115V197L114 198H112ZM130 195H132V196H130ZM146 195V196H145ZM159 195V196H158ZM164 195H166L168 198H169V200H168V198L166 199V196H164ZM169 195H170V197H169ZM224 195V196H223ZM234 195V196H233ZM101 196V197H100ZM160 196H162V197H160ZM203 196V197H202ZM206 196H208L207 198H206ZM212 196V197H211ZM225 196H226V198H225ZM26 197V198H25ZM124 197V198H123ZM147 197V198H146ZM163 197L165 198L164 200H165V202H163L164 200H163ZM185 197H186V199H185ZM202 197V198H201ZM221 197V198H220ZM223 197L226 199H223ZM23 198V199H22ZM118 198V199H117ZM128 198H129V200H128ZM159 198V199H158ZM161 198V199H160ZM180 198V199H179ZM207 200H206V199ZM214 198V199H213ZM221 200H220V199ZM233 199V201H232V199ZM244 198V197H243ZM27 199V200H26ZM31 199V200H30ZM36 199V200H35ZM92 201H91V200ZM175 199V200H174ZM196 199V200H195ZM218 201H217V200ZM238 199H239V201H238ZM3 200H4V202H3ZM80 200L82 201V202H80ZM119 200V201H118ZM159 200V201H158ZM160 200H162V201H160ZM183 200V201H182ZM195 200V201H194ZM202 200V201H201ZM204 200H205V202H204ZM237 200V201H236ZM5 201H7V202H5ZM27 201V202H26ZM91 201V202H90ZM106 201V202H105ZM121 201V202H120ZM128 201H129V203H128ZM133 201V202H132ZM172 201V202H171ZM188 201V202H187ZM199 201V202H198ZM207 201V202H206ZM228 201V202H227ZM30 202H31V204H30ZM157 202H158V205H157ZM171 202V203H170ZM203 202H204V204H203ZM235 202V203H234ZM236 202H238V205H237V203ZM5 203V204H4ZM82 205H81V204ZM111 203V204H110ZM118 203V204H117ZM163 203H164V205H163ZM166 203V204H165ZM206 203H208V205L206 204ZM239 203H240V207H239ZM24 204H26L25 206H24ZM29 204V205H28ZM85 204V205H84ZM90 204V205H89ZM94 204V205H93ZM160 204V205H159ZM176 204V205H175ZM201 204V205H200ZM213 204V205H212ZM216 204V205H215ZM235 204V205H234ZM23 205V206H22ZM119 206V208L121 209H119L118 207H115V206ZM174 205H175V207H174ZM177 205H179V206H177ZM180 205H181V207H180ZM212 205V206H211ZM217 205H218V207H217ZM234 205V206H233ZM17 206V207H16ZM19 206V207H18ZM38 206V207H37ZM39 206H41V207H39ZM44 208H43V207ZM88 206H90V207H88ZM113 206V207H112ZM127 206V207H126ZM160 206V207H159ZM163 206H164V208H163ZM188 208H187V207ZM207 206H209V207H207ZM9 208V209H7V208ZM82 207H83V209L84 210H82ZM85 207V208H84ZM93 207V208H92ZM115 207V208H114ZM195 207V208H194ZM199 207V208H198ZM217 207V208H216ZM231 207V208H230ZM236 207V208H235ZM21 208V209H20ZM42 208V209H41ZM113 208V209H112ZM117 208V209H116ZM162 208V209H161ZM198 208V209H197ZM203 208V209H202ZM206 210H205V209ZM215 208V209H214ZM239 208V209H238ZM30 209V210H29ZM46 209V210H45ZM194 209V210H193ZM29 210V211H28ZM38 210V211H37ZM116 210V211H115ZM238 210H240V211H238ZM14 211V212H13ZM28 211V212H27ZM85 211V212H84ZM88 213H87V212ZM93 211V212H92ZM111 211H113V212H111ZM115 211V212H114ZM206 211H207V214L208 215H206ZM225 211V212H224ZM242 211V212H241ZM22 214H21V213ZM47 212V213H46ZM71 212V213H70ZM81 212V213H80ZM95 212V213H94ZM120 212H121V214H120ZM123 212V213H122ZM132 212V213H131ZM211 214H210V213ZM241 212V213H240ZM24 213V214H23ZM27 213H29V215H31L32 213H34V215L32 216V217H30V219L32 220H30L29 219V216H28V218L27 217H25V216H27L28 214ZM70 213V214H69ZM203 213V214H202ZM48 216H47V215ZM72 214V215H71ZM90 215L88 218H87V220H86V216L87 215ZM91 214H92V216H91ZM95 214H97V215H95ZM117 216H116V215ZM119 214V215H118ZM196 214V215H195ZM216 214V215H215ZM219 214H220V216H219ZM224 214V215H223ZM234 214V215H233ZM36 215V216H35ZM86 215V216H85ZM101 215H104V216H101ZM122 215V216H121ZM6 216V217H5ZM34 216H35V218H34ZM39 218H38V217ZM78 216V217H77ZM108 216V217H107ZM179 218H178V217ZM198 218H197V217ZM200 216V217H199ZM210 216V217H209ZM241 216V217H240ZM12 217H13V219H12ZM36 217H37V219H36ZM47 217V218H46ZM48 217L50 218V219H48ZM104 217H106L107 218V220H105L106 218H104ZM121 217V218H120ZM124 217V218H123ZM175 219H174V218ZM205 217V218H204ZM223 217V218H222ZM7 220H6V219ZM10 218H11V220H10ZM21 218V219H20ZM26 218V219H25ZM99 218V219H98ZM108 218H110V219H108ZM241 218V219H240ZM15 219H18V220H15ZM42 219H43V221H42ZM69 219V220H68ZM95 219V220H94ZM122 219V220H121ZM124 219V220H123ZM134 219V220H133ZM178 219V220H177ZM211 219H212V221H211ZM238 219V220H237ZM3 220V221H2ZM5 220V221H4ZM29 220V221H28ZM40 220V221H39ZM50 220V221H49ZM166 220H167V222H166ZM170 222H169V221ZM233 220H234V222H233ZM240 220H242V222L240 221ZM22 221V222H21ZM28 221V222H27ZM64 221V222H63ZM100 221H102V222H100ZM107 223H106V222ZM124 221V222H123ZM128 221V222H127ZM226 221V222H225ZM6 222H7V224H6ZM18 222H21V223H19V224H17ZM31 222V223H30ZM94 222V223H93ZM103 222H105V223H103ZM123 222V224H121ZM173 222V223H172ZM12 223H15L14 225L12 224ZM41 223H43V224H41ZM100 223V224H99ZM177 223V224H176ZM212 223V224H211ZM224 223V224H223ZM242 223V224H241ZM47 226H45V225ZM104 224V225H103ZM127 224V225H126ZM167 224V225H166ZM226 224V225H225ZM95 225H97V226H95ZM225 225V226H224ZM239 227H238V226ZM8 226V227H7ZM12 226H13V228H12ZM112 226V227H111ZM122 226H123V228H122ZM124 226H125V228H124ZM14 227H15V229H14ZM236 227V228H235ZM3 228H5V229H3ZM22 228H24V229H22ZM99 228V229H98ZM104 228V229H103ZM121 228V229H120ZM237 228H239L238 230H236V231H234L235 229H237ZM241 228H243L242 226H241ZM9 229H11V231L9 230ZM15 230L16 231V233H14V231L13 230ZM29 229V230H28ZM94 229V230H93ZM122 229L124 230V231H122ZM253 229V228H252ZM6 230H9V231H7L8 233H10V234H7V232H6ZM23 230H24V232H23ZM25 230H27V231H25ZM97 230V231H96ZM116 230V231H115ZM229 230V231H228ZM1 231H0V233H1ZM13 231V232H12ZM20 233V234H17L18 232ZM22 233H25V234H27L28 232V235H25V234H22ZM100 231H101V233H100ZM227 231H228V234H227ZM231 231V232H230ZM238 231V232H237ZM253 231V230H252ZM97 232H98V234H97ZM104 232V233H103ZM242 233V235H239L238 236V233ZM94 233V234H93ZM103 233V234H102ZM234 233V234H233ZM2 234V233H1ZM13 234L15 235V236H13ZM92 234V235H91ZM223 234V235H222ZM3 235H0V236H3ZM45 235H46V237H45ZM104 235H105V237H104ZM114 235V236H113ZM116 235H117V237H116ZM125 235V236H124ZM228 235V236H227ZM6 236H7V238H6ZM12 236V237H11ZM89 236V237H88ZM96 236V237H95ZM102 236V237H101ZM223 236V237H222ZM225 236H227V237H225ZM231 236V237H230ZM237 236V237H236ZM14 237V238H13ZM33 237V238H32ZM43 237H45V238H43ZM235 237V238H234ZM11 238V239H10ZM18 238V239H17ZM41 238H43V239H41ZM117 238V239H116ZM238 240H237V239ZM34 239V240H33ZM41 239V240H40ZM224 239H225V241H224ZM231 239V240H230ZM234 239V240H233ZM14 240V241H13ZM16 240V241H15ZM116 240H118V241H116ZM120 240V241H119ZM229 240V241H228ZM237 240V241H236ZM13 241V242H12ZM18 241V242H17ZM41 241H44V242H41ZM123 241V242H122ZM135 241V242H134ZM231 241H233V242H231ZM16 242L18 243V244H20V245H18V246H20V247H18L17 245H16ZM48 242V241H47ZM80 242V243H79ZM95 242V243H94ZM117 242L119 243V244H117ZM229 242V243H228ZM238 242V243H237ZM121 243H122V245H121ZM227 243V244H226ZM240 243H241V245H240ZM48 244V243H47ZM7 245H8V247H7ZM14 245V246H13ZM22 245V246H21ZM44 245V246H45ZM120 245V246H119ZM249 246V247H252L251 249H253V250H251L249 247V249L246 247V246ZM35 246V245H34ZM239 246V247H238ZM26 247V248H25ZM106 247V248H105ZM116 247V248H115ZM118 247H119V249H118ZM120 247H121V249H120ZM245 247V248H244ZM256 247H257V244H256ZM26 249V250H22V249ZM123 248V249H122ZM243 248L245 249V250H243ZM148 249H149V251H148ZM234 250V252H233V250ZM112 250V251H111ZM257 250V251H256ZM14 252L15 254H16V256H14V255H9L11 252ZM17 251H20V252H17ZM26 251V252H25ZM249 251V252H248ZM256 251V252H255ZM5 252H2L3 254L5 253ZM12 252V253H13ZM123 252V253H122ZM133 252V253H132ZM151 252V253H150ZM1 253V254H2ZM18 253H19V255H18ZM30 253V252H29ZM107 253H108V255H107ZM116 253V254H115ZM120 253V254H119ZM122 253V254H121ZM150 253V254H149ZM250 253H252V254H250ZM2 254V255H3ZM5 254V255H6ZM20 254H22V255H20ZM27 254V255H26ZM135 254V255H134ZM243 254V255H242ZM9 255V256H8ZM114 255H115V257H114ZM118 255V256H117ZM247 255H249V256H247ZM128 256V257H127ZM254 256V257H253ZM11 257H14V260H12L11 259ZM145 257V258H144ZM243 257V258H242ZM126 258V259H125ZM136 258V259H135ZM153 258V259H152ZM249 258V259H248ZM31 259V258H30ZM73 259H74V261H73ZM116 259H118V260H116ZM150 259V260H149ZM252 261H251V260ZM16 260H18V258H16ZM40 260H42V259H40ZM60 261H62V262H60ZM112 261V262H111ZM23 262H25V261H23ZM31 261H26L25 262V264H31L30 263ZM59 262V263H58ZM65 262V263H64ZM69 262V263H68ZM239 262V263H238ZM244 263V264H247V263ZM256 264H258V263H256ZM259 264H260V262H259Z\"/></svg>",
  "mask_w": 264,
  "mask_h": 264
},
{
  "label": "bare ground",
  "instance_id": "bare-ground-1",
  "mask_svg": "<svg viewBox=\"0 0 264 264\" xmlns=\"http://www.w3.org/2000/svg\"><path fill=\"white\" fill-rule=\"evenodd\" d=\"M5 1V0H4ZM11 1V0H10ZM57 1H59V0H57ZM57 1H55L54 0V3L53 2H48V1H46V0H41V1H39V3L38 4H33V5H31V7H29V8H26L25 6H22V5H16L14 8H12V9H10V11H8L6 8H4V7H1L0 6V35L1 34H7V33H9L10 32V34H7V35H5V37L6 38H4V40L3 41H1L0 40V44L3 42V44L4 45H7V44H12L13 46L15 45V42H14V39H13V37H15V36H18L19 38H20V40H22L23 42H27L26 44L27 45H29V47H28V51H26V47H24L23 45L25 44H23L22 45V43H18L20 46H17L16 48H14V49H12L11 50V53H12V55H13V57H12V55H11V53H10V55H11V57L12 58H14V56H20L21 54H22V52L24 53L25 51L26 52H29V51H34L35 52V60H32V61H30V65H29V69H28V67L26 68V66L27 65H25L24 66V64L25 63H23V67L24 68H26V70H30V72H31V74H32V77H33V85H34V88H39L44 94L46 93V92H48L50 89V86L51 85H53V84H55V86H57L59 83H61V81H59L58 79H57V75H56V72L59 70H57L56 69V67H55V65H56V62H57V57L60 55L59 54V51H57V52H55V51H52L51 49L52 48H55V49H57V50H60L61 52H62V54H63V57L62 58H65V59H67L68 60V63H70V64H76L77 65V67H78V76H81L82 74L84 75V72L82 71V66L83 65H85L84 63H87V62H91V63H96L98 66H100V67H102V65H107V64H109L110 62H111V64L113 65L112 67H114V65H115V63H116V58H117V60H118V57H116V50L114 49V47L115 46H119V43H117V41H120V42H122V43H120V44H126V43H135V41L137 40V36L135 37V35H134V37H132V31H130V30H132V28H130V27H127L126 29H124V27H123V31H122V29L121 30H119V29H116V28H114L115 26H112V29H107L108 27H106L105 29V31H103V32H105V33H110V34H114V36H113V38L115 39V38H117V41H108V42H106V41H104V40H100V41H96V40H94V41H92V40H90L88 37H86V36H84L83 34H82V31H81V17L79 16V15H77L79 18L76 20L77 22L75 23V25L76 26H74V24L72 23L73 21H70V18H69V16L72 14V12L76 9H73V11H71L72 9L71 8H68L67 6H65V5H59V4H56L55 2H57ZM63 1V0H62ZM100 2H101V0H99ZM113 1V0H112ZM117 1V3H118V0H116ZM120 1V0H119ZM126 1V0H125ZM124 1V2H125ZM131 1V0H130ZM133 1V0H132ZM144 1V0H143ZM142 1V3L144 4L143 6V8L142 7H140L139 9H136V8H134L135 10H133L134 11V13L135 12H137L138 13V17H142V18H138V19H140L141 21L143 20V18L144 19H146V16H147V18H148V13H146V12H144L143 11V9H148V11H150V10H153L154 8L155 9H160V11H161V13L163 12H165V13H167L165 16H161L157 21V25H154V26H156V29H154L155 31H153L152 33H151V38H153L154 40H157V41H155V43L152 45V48L149 50L150 52H149V54H145V55H147V58H145V59H143L140 55H142V51H141V53H139V56L141 57H139V59H141V60H144V63L143 62H141V63H143V64H145V63H147L148 64V66L152 63V66H153V62H154V58H155V60H157L156 58H160L162 61L163 60H165V58H167V61H166V63L167 64H170L171 62H173V63H175V67H176V71H174V74H176L175 75V78L177 77V81H178V83H180V84H182L181 85V88H179L178 86H176V88L178 87V90L176 91V92H183V91H185L184 89H186V87L188 86L187 84H188V80H186V78L188 79V74H189V72H190V69L192 68V69H194V64H195V62L193 61V60H191V61H193L194 63L192 64L191 62H189V61H187V57H185V59H183L184 57V55H185V52H183V51H186V50H183L182 48V53L184 54L183 56H175V54L177 53L176 52V48L175 47H179L180 48V44L182 45L183 43H186V42H184V39L182 40L180 37H184L185 36V34L187 35V36H191L193 33H198V32H196V31H194V29L192 28V25L193 24H195V26L197 25V24H201L204 20H206L205 21V24H203L202 25V27H201V31H205V32H207V34H208V37H211V34H210V30H213L212 29V27H211V24H212V22L214 21V20H216L217 19V13L219 12L220 14H221V12L220 11H223L224 12V18H225V21L227 22V26H226V31H225V39H223V40H221V39H219V40H221V41H218L217 39V41L216 40H214V42L213 43H215L214 44V46H213V48L211 47V45L209 44V42H204L202 45H203V48H207V47H209V48H207V49H210V47L212 48V50H214L215 51V53L214 54H216V52H217V54L216 55H218V56H220V58H221V60H222V63H223V67H225L226 68V72L228 73V75H229V77H230V79H227V81H226V83L225 84H227V85H225V89H226V94L227 95H231V92H235L236 94H237V96H236V98L234 97V99L231 101V108L233 109V111H235L236 113L234 114V115H231V117H230V119H229V121H230V123H233V124H238V125H241L243 128H244V134H245V139H243V141H242V145H243V148L242 149H244V153L243 154H240L239 155V153L237 152V151H235V152H231L230 153V155H231V157H233L232 159H231V157H230V160H229V167H228V169H227V171H226V179H228L227 180V183H229V187L228 188H230V190H232L231 192L232 193H235V196L237 195V196H240V197H237V198H239L240 200H241V202L239 201V199H238V201L240 202V203H242V210H243V214H241V215H243L242 216V220H243V222H244V224L245 225H240V229L239 228H237V229H235L234 231H236V230H240L241 231V229H242V231H243V229H244V227H245V230H247L246 232H242L243 233V235H242V233L240 232V233H238V236L239 235H242V236H240L239 237V239L240 240H238L237 238V240L238 241H240L242 244L244 243H247L248 245H253V243L255 244V248H257L258 249V253H257V255H255V257L254 258H252V256H249V255H247V256H249V257H251V259L253 260H255V262L256 263H258L259 264V262H260V264H264V194H262V193H264V192H260V194H258L259 192H258V190L256 191V189H257V185L259 186L260 185V187H261V189H263L264 188V0H202L203 2L204 1H206L205 3H200V1L201 0H145L144 2ZM7 2V1H6ZM60 2H61V0H60ZM99 2V3H100ZM122 2H123V0H122ZM139 2H140V0H139ZM17 3V2H16ZM70 4H71V1L69 2ZM103 3V2H102ZM117 3H116V5H117ZM121 3V2H120ZM126 3H127V1H126ZM207 3V4H206ZM9 4H10V2H9ZM61 4V3H60ZM97 4V3H96ZM101 4V3H100ZM107 4V3H106ZM112 4V3H111ZM123 4V3H122ZM132 4H133V2H132ZM138 2H135V5L134 6H138ZM130 5V4H129ZM9 6V5H8ZM92 6H93V4H92ZM103 6V5H102ZM130 6H133V5H130ZM133 6V7H134ZM90 7H91V5H90ZM101 7V6H100ZM105 7V6H104ZM107 7V6H106ZM111 7V6H110ZM119 7V6H118ZM139 7V6H138ZM137 7V8H138ZM73 8V7H72ZM85 8H87L86 6H85ZM71 9V10H70ZM82 9V8H81ZM94 9V8H93ZM107 9H109V8H107ZM125 9V8H124ZM77 10V9H76ZM83 10H85V9H83ZM82 10V11H83ZM88 10V9H87ZM120 10H122V9H118V11H117V13L119 14V12H120ZM79 11H81L80 10V8H79ZM93 11V10H92ZM108 11H110V10H108ZM132 11V12H133ZM147 11V10H146ZM154 11V10H153ZM77 12H78V10H77ZM99 12V11H98ZM103 12H105V11H103ZM114 12V11H113ZM128 12V11H127ZM144 12V13H143ZM155 12V11H154ZM156 12H158V11H156ZM74 13H75V11H74ZM80 13V12H79ZM89 13V12H88ZM106 13V12H105ZM108 13V12H107ZM110 13H111V11H110ZM110 13H108V15H112V14H110ZM126 13V12H125ZM124 13V14H125ZM131 13V12H130ZM93 14H95V15H97V13H94L93 12ZM101 14V13H100ZM118 14H115L116 15V17H115V15L113 16V18L115 17L116 18V21H119V19H122V20H124V18H121V17H119V19H117L118 18ZM122 14H123V12H122ZM132 14V13H131ZM136 14V13H135ZM16 15H20L21 16V20L22 21H20L19 20V18L17 19L19 22H24L22 25L20 24H18V22H17V20L15 19V16ZM99 15V14H98ZM128 15V14H127ZM72 16H74L73 14H72ZM91 16V14L89 15V17ZM103 16V15H102ZM106 16V15H105ZM105 16L103 17V18H105ZM124 16V15H123ZM129 16V15H128ZM133 16V15H132ZM150 16V15H149ZM152 16L154 17V15L152 14ZM158 16V15H157ZM174 16H176L177 17V19L175 20V18H173ZM217 16V17H216ZM221 16H223V15H221ZM88 17V16H87ZM107 17H109V16H107ZM106 17V18H107ZM86 18V17H85ZM84 17H83V19H85ZM96 18V17H95ZM95 18H93V19H95ZM103 18L101 19L102 21H103ZM115 18H114V20H115ZM125 18H126V16H125ZM174 20H173V19ZM82 19V20H83ZM88 19V18H87ZM100 19V18H99ZM112 19V18H111ZM132 19V18H131ZM153 19V18H152ZM220 19V18H219ZM86 20V19H85ZM90 20H91V18H90ZM97 20V19H96ZM113 20V19H112ZM113 20V21H114ZM126 20V19H125ZM127 20H129V19H127ZM99 21V20H98ZM104 21H107V19L106 20H104ZM131 21V20H130ZM133 22L135 21V23H136V20L133 18V20H132ZM139 21V20H138ZM148 21V20H147ZM150 21V20H149ZM85 22V21H84ZM109 22V21H108ZM112 22V21H111ZM144 22H146L145 20H144ZM153 22V21H152ZM225 22V23H226ZM92 23V22H91ZM120 23V22H119ZM125 24H127L126 23V21L124 22ZM132 23V22H131ZM131 23H129V24H131ZM138 23V22H137ZM139 23H140V21H139ZM150 23V22H149ZM219 23V22H218ZM223 23V22H222ZM118 24V23H117ZM128 24V25H129ZM142 25H144V23H141ZM147 24V23H146ZM154 24V23H153ZM152 24V25H153ZM216 23H214V25H215ZM221 24V23H220ZM135 26H136V24H134ZM138 25V24H137ZM140 25V24H139ZM148 25V24H147ZM107 26V25H106ZM178 26V31L176 30V27ZM201 26V25H200ZM25 27H28V29H26L25 30ZM105 27V26H104ZM103 27V28H104ZM140 27V26H139ZM142 27V26H141ZM144 27H146V25H144ZM143 27V28H144ZM149 27V29H150V26H148ZM147 27V28H148ZM194 27V26H193ZM110 28V27H109ZM117 28H120L119 26L117 27ZM134 29V28H133ZM138 29V28H137ZM182 29V30H181ZM135 30V29H134ZM140 30H141V28H140ZM144 30V29H143ZM146 30V29H145ZM153 30V29H152ZM220 30H222V29H220ZM142 31V30H141ZM217 31V30H216ZM102 32V33H103ZM146 32V31H145ZM180 32V33H179ZM215 32V31H214ZM138 33H140V31L138 30ZM142 33V32H141ZM146 33H148V32H146ZM217 33V32H216ZM142 34H144V33H142ZM180 34H182V35H180ZM184 34V35H183ZM221 34V33H220ZM102 35V34H101ZM141 35V34H140ZM139 35V36H140ZM178 35H180V36H178ZM194 35V34H193ZM109 36V35H108ZM142 36V35H141ZM145 36V35H144ZM216 36V35H215ZM4 37V36H3ZM104 37V36H103ZM193 37V36H192ZM100 38V37H99ZM139 38V37H138ZM142 38H143V36H142ZM188 38H191V37H188ZM147 39V38H146ZM149 39V38H148ZM159 39H160V41H159ZM213 39H214V37H213ZM109 40V39H108ZM188 40V42H189V39H187ZM191 40H193V38L191 39ZM195 40V39H194ZM146 41V40H145ZM144 41V42H145ZM150 41V40H149ZM138 42V41H137ZM142 41H140V43H141ZM218 42V43H217ZM75 43V44H74ZM90 43H94V44H98L97 45V47L96 48H92V49H88V50H85V49H87V44H90ZM150 43V42H149ZM211 43V42H210ZM213 43H211L212 45H213ZM145 44H146V47H147V43L145 42ZM187 44V43H186ZM135 45H136V43H135ZM195 45V44H194ZM200 45H201V43H200ZM0 46H3L2 44L0 45ZM91 46H92V44H91ZM117 46V47H118ZM137 46V45H136ZM139 46V45H138ZM150 46H151V44H150ZM150 46H149V48H150ZM121 47V46H120ZM1 48V47H0ZM13 48V47H12ZM38 48H40V49H38ZM109 48H111V50H115V54L114 53H112V55H111V53L110 54H107L106 52V50H108ZM119 48V47H118ZM117 48V49H118ZM129 48V47H128ZM127 48V49H128ZM132 48V47H131ZM138 48H141V47H138ZM148 48V47H147ZM190 48H192V49H194L193 47H190ZM198 48H200L199 46H198ZM120 49V48H119ZM136 49V48H135ZM23 50H25V51H23ZM139 50V49H138ZM141 50H142V48H141ZM144 50H145V45H144ZM196 50V49H195ZM194 50V51H195ZM200 50H201V48H200ZM203 50L204 49H202V52H203ZM211 50V51H212ZM129 51V50H128ZM135 51V50H134ZM133 51V52H134ZM193 51V52H194ZM198 51V50H197ZM30 52V53H31ZM108 52H110V51H108ZM124 52V51H123ZM131 52V51H130ZM129 52V54L130 55H132L131 53ZM138 52V51H137ZM140 52V51H139ZM192 52V51H191ZM192 52V53H193ZM204 52H207V51H205L204 50ZM29 53V54H30ZM118 54H120L119 52H117ZM147 53H148V51H147ZM1 54V53H0ZM127 54H128V52H127ZM128 54V55H129ZM206 54H208V53H206ZM205 54V55H206ZM210 54V53H209ZM208 54V55H209ZM134 55V54H133ZM197 55V54H196ZM196 55L194 54H192V56H193V58L195 59L196 58ZM200 55H202V54H200ZM204 55V54H203ZM204 55V56H205ZM1 56V55H0ZM18 56V57H19ZM190 56V55H189ZM203 56V57H204ZM28 58H29V56H27ZM59 57H61V56H59ZM132 57V56H131ZM134 57V56H133ZM131 58L132 59V61H133V59L134 58ZM144 57V56H143ZM201 57V56H200ZM210 57V56H209ZM11 58V59H12ZM21 58V57H20ZM19 58V59H20ZM125 58V57H124ZM136 58V57H135ZM137 58H138V56H137ZM6 59V58H5ZM5 59H2V61L3 60H5ZM10 59V60H11ZM18 59V58H17ZM24 59V58H23ZM129 59V58H128ZM188 59H190L189 57H188ZM134 60H137V59H134ZM204 60H205V58H204ZM208 60V59H207ZM212 60V59H211ZM12 61H13V59H12ZM12 61H10V62H12ZM28 61V60H27ZM60 61V60H59ZM66 61V60H65ZM128 61V60H127ZM130 61V60H129ZM198 61V60H197ZM202 60H200L199 62H201ZM220 61V60H219ZM7 62H9V61H7ZM10 62H9V64H10ZM19 62V61H18ZM61 62H63V61H61ZM126 62V61H125ZM135 62V61H134ZM133 62V63H134ZM215 62V61H214ZM17 63V62H16ZM20 63V62H19ZM18 63V64H19ZM64 63H66V62H64ZM121 63H122V61H121ZM131 63V62H130ZM156 63V62H155ZM197 63V65H198V62H196ZM202 63H203V61H202ZM205 64L207 63V62H204ZM8 64V63H7ZM6 64V61H5V64H3L4 65V67H5V65H7ZM63 64V63H62ZM67 64V63H66ZM126 64H128L127 62H126ZM126 64L124 65V66H126ZM147 64H146V67H147ZM162 64V63H161ZM172 64V63H171ZM205 64H204V66H205ZM2 65V64H1ZM11 65V64H10ZM9 65V66H10ZM21 65V64H20ZM89 65V64H88ZM88 65H86L87 67H88ZM131 65V64H130ZM138 65H140V63L138 64ZM155 65V64H154ZM210 65H213V64H210ZM209 65V66H210ZM22 66V65H21ZM21 66H20V68H21ZM62 66V65H61ZM65 66V65H64ZM90 66H91V64H90ZM120 66V65H119ZM122 66V65H121ZM129 66V65H128ZM132 66V65H131ZM131 66H130V69H131ZM134 66V65H133ZM141 66H143L142 64H141ZM162 66V65H161ZM202 66H203V64H202ZM201 66V67H202ZM15 67V66H14ZM66 67V66H65ZM70 68L71 67H73L72 65L71 66H69ZM76 67V66H75ZM76 67V68H77ZM85 67V66H84ZM105 67V66H104ZM109 67H111V65L109 66ZM127 67V66H126ZM139 67V66H138ZM137 67V68H138ZM159 67V66H158ZM169 67H170V65H169ZM198 67V66H197ZM2 68V67H1ZM0 68V69H1ZM6 68V67H5ZM4 68V69H5ZM10 67H8V69H9ZM19 68V67H18ZM19 68V69H20ZM24 68H22V69H24ZM69 68V69H70ZM91 68H93V67H91ZM128 68V67H127ZM143 68V67H142ZM149 68V67H148ZM151 68H153V67H150V69L149 70H151ZM202 68H205L206 69V67H202ZM201 68V69H202ZM4 69H3V71H4ZM7 69V68H6ZM5 69V70H6ZM15 69V68H14ZM65 69V68H64ZM64 69L62 70V72L64 71ZM106 69V68H105ZM123 69L125 70V68L123 67ZM140 69V68H139ZM161 69H163V68H161ZM160 69V70H161ZM172 69V68H171ZM211 69V68H210ZM209 69V70H210ZM57 70V71H56ZM61 70V69H60ZM88 70V69H87ZM86 70V71H87ZM113 71L115 70L114 68L112 69ZM123 70V71H124ZM132 70H133V67H132ZM134 70H135V68H134ZM142 70H145V68H143ZM141 70V71H142ZM214 70V69H213ZM239 70H240V72H241V74L242 73H244L243 74V76H241V77H239L240 79H233V78H231V76L232 75H237L238 76V73H239ZM1 71H2V69H1ZM20 71V70H19ZM18 71V72H19ZM25 71V70H24ZM24 71L23 72H20V73H23L24 74ZM67 71H68V69H67ZM110 71H111V68H110ZM119 71V70H118ZM120 71H122L121 69H120ZM126 71H128V69H126ZM158 71V70H157ZM8 72H9V70H8ZM7 72V74H6V72L4 73V74H6V76L9 74ZM61 72V73H62ZM66 72V71H65ZM70 72H72V71H70ZM88 72V71H87ZM90 73H91V71H89ZM102 72V71H101ZM114 72H116V71H114ZM125 72V71H124ZM146 71H144V73H145ZM155 72V71H154ZM154 72H151L152 74H154ZM169 72V71H168ZM27 73V72H26ZM75 73H77L76 71H75ZM104 72H102V74H103ZM123 73V72H122ZM121 73V74H122ZM132 73V72H131ZM133 73H135V72H133ZM148 73V72H147ZM151 73H150V75H151ZM191 73V72H190ZM0 74L1 75H3V73H1L0 72ZM12 74H13V72H12ZM17 74V73H16ZM15 74V75H16ZM19 74V73H18ZM73 74V73H72ZM93 74V73H92ZM124 74H126V73H124ZM130 74V73H129ZM137 74V73H136ZM158 74H160L159 72H158ZM169 74V73H168ZM201 74H202V72H201ZM200 74V75H201ZM22 75V74H21ZM26 75V74H25ZM86 76L88 75V74H85ZM97 75H98V73H97ZM104 75H108V74H105L104 73ZM118 75V74H117ZM117 75L115 74V78H117ZM145 75V74H144ZM156 75V74H155ZM171 75H173V73L171 74ZM194 75V74H193ZM221 75V74H220ZM245 75V76H244ZM5 76V75H4ZM5 76V77H6ZM19 76H20V74H19ZM23 76V75H22ZM21 76V77H22ZM29 76V75H28ZM73 76V75H72ZM91 77H93L92 75H90ZM103 76V75H102ZM102 76H100L101 78H102ZM129 76H131V75H129ZM138 76V75H137ZM146 76H148V74L146 75ZM146 76H144L143 78H145ZM154 76V75H153ZM169 76V75H168ZM168 76H167V78H168ZM219 76V75H218ZM237 76H236V78H237ZM14 77V76H13ZM21 77H19V78H21ZM23 77H25V76H23ZM26 77H27V75H26ZM59 77V76H58ZM64 77V76H63ZM76 77V76H75ZM104 77H106V76H104ZM108 77H109V75H108ZM107 77V78H108ZM113 77V76H112ZM113 77V78H114ZM119 77L121 78L122 76H120V73H119ZM124 77V76H123ZM122 77V78H123ZM134 77V76H133ZM139 77V76H138ZM162 77H163V75H162ZM174 77V76H173ZM191 77V76H190ZM194 77V76H193ZM89 78V77H88ZM94 78V77H93ZM99 78V77H98ZM110 78V77H109ZM112 78V79H113ZM126 78V77H125ZM137 78V77H136ZM140 78V77H139ZM148 78H150V77H148ZM147 78V79H148ZM157 78H158V76H157ZM171 78V77H170ZM228 78V77H227ZM4 79V78H3ZM6 79V78H5ZM30 79V78H29ZM103 79V78H102ZM134 79H135V77H134ZM142 79V78H141ZM140 79V80H141ZM163 79V78H162ZM169 79V78H168ZM172 79V78H171ZM208 79V78H207ZM226 79V78H225ZM19 80L20 79H18V81H17V83L15 84L16 86L19 84ZM22 80H24V79H22ZM32 80V79H31ZM62 80V79H61ZM67 80H69V79H67ZM66 80V81H67ZM91 80V79H90ZM93 80V79H92ZM107 80V79H106ZM111 80V79H110ZM116 80V79H115ZM119 80V79H118ZM122 80V79H121ZM137 80V79H136ZM11 81H13V80H11ZM25 81V80H24ZM23 81V82H24ZM30 81V80H29ZM86 81V80H85ZM89 81V80H88ZM99 81H100V79H99ZM102 81H104V80H101L100 81V83L102 84ZM128 81V80H127ZM133 81V80H132ZM191 81H192V79H191ZM206 81V79H204V82ZM15 82V81H14ZM31 82V81H30ZM64 82V81H63ZM82 81H80L79 83H81ZM97 82V81H96ZM119 82V81H118ZM117 82V83H118ZM144 83L145 81L144 80H141V83ZM147 82H149V81H147ZM153 82V81H152ZM159 82V81H158ZM162 82H164V81H162ZM162 82H160V83H162ZM171 82V80H169V83ZM198 81H196V83H197ZM209 82V86L211 87L212 86V88L214 87V86H216L215 84H214V82H213V80L212 81H208ZM84 83V82H83ZM82 83V84H83ZM89 83V82H88ZM105 83V82H104ZM103 83V84H104ZM108 83H110V81L108 82ZM112 83V82H111ZM114 83V82H113ZM116 83V84H117ZM140 83V82H139ZM207 83V82H206ZM13 84V83H12ZM22 84V83H21ZM21 84H19V85H21ZM23 84H26V83H23ZM31 84V83H30ZM64 84H65V82H64ZM74 84H76V83H74ZM73 84V85H74ZM86 84V83H85ZM91 84V83H90ZM102 84V86H104ZM106 84V83H105ZM123 84V83H122ZM130 84V83H129ZM132 84V83H131ZM135 84H137L136 82L134 83V86H135ZM151 84V83H150ZM152 84H154V82L152 83ZM168 84V83H167ZM176 84V83H175ZM211 84V85H210ZM2 85V84H1ZM9 85V87H10V85L11 84H8ZM15 85H12V86H14L15 87ZM80 85V84H79ZM89 85V84H88ZM87 85V86H88ZM94 85H99L98 84V82H97V84H94ZM106 85H108V84H106ZM119 85V84H118ZM138 85V84H137ZM161 85V84H160ZM178 85V84H177ZM3 86H5V85H3ZM32 86V85H31ZM72 87L73 88V86L72 85H69V87ZM75 86V85H74ZM81 86V85H80ZM90 86V85H89ZM92 86H93V84H92ZM101 86V87H102ZM110 86H112L111 84H110ZM114 86V90H115V85H113ZM121 86V85H120ZM140 86V85H139ZM139 86H137V88L139 87ZM148 86V85H147ZM159 85H157L156 87H158ZM8 87V88H9ZM66 87H68V86H66ZM68 87V88H69ZM99 87H100V85H99ZM107 87H109V86H107ZM117 87H119V86H117ZM123 87V86H122ZM121 87V88H122ZM131 87V86H130ZM146 87V86H145ZM149 87V86H148ZM156 87H154V88H156ZM160 87V86H159ZM193 87V86H192ZM209 87V88H210ZM17 88V87H16ZM16 88H15V90H16ZM80 88V87H79ZM87 88V87H86ZM96 88V87H95ZM103 88H105V91H107L106 90V87L104 86ZM110 88H112V87H110ZM109 88V89H110ZM120 88V87H119ZM134 88L135 87H133V90H134ZM137 88H136V90L134 91V92H137ZM191 88V87H190ZM205 88H208L207 87V85H206V87ZM6 89H7V87H6ZM31 89V88H30ZM52 89V88H51ZM70 89V88H69ZM74 89V88H73ZM73 89H70V90H72L73 91ZM100 89V88H99ZM108 89V88H107ZM108 89V90H109ZM118 89V88H117ZM127 89V88H126ZM132 89V88H131ZM149 89V88H148ZM194 88H192V90H193ZM221 89V88H220ZM22 90V89H21ZM24 90V89H23ZM38 90V89H37ZM40 90H39V92H40ZM95 90V89H94ZM96 90H98V87H97V89ZM112 90V89H111ZM119 90V89H118ZM140 90H142V89H140ZM164 90V89H163ZM190 90V89H189ZM208 90V89H207ZM211 90V89H210ZM213 90V89H212ZM81 91V90H80ZM85 91V90H84ZM90 91V90H89ZM99 91V90H98ZM101 91V90H100ZM104 91V92H105ZM121 91V90H120ZM155 91V90H154ZM158 91V90H157ZM191 91V90H190ZM204 91V90H203ZM23 92V91H22ZM50 92V91H49ZM48 92V93H49ZM61 92H63V91H61ZM74 92V91H73ZM79 92V91H78ZM78 92H76V93H78ZM92 93L94 92L93 91V89H92V91H91ZM96 92V91H95ZM115 92H117V91H115ZM124 92V91H123ZM129 92V91H128ZM158 92H160V90L158 91ZM165 92V90L163 91V93ZM169 92V91H168ZM27 93V92H26ZM57 93H59V92H57ZM68 93H70L69 91H68ZM72 93V92H71ZM80 93V92H79ZM82 93H85V92H82ZM101 93H102V91H101ZM110 93V92H109ZM131 93H133V92H131ZM131 93L129 92V94L131 95ZM141 93V92H140ZM152 93V92H151ZM162 93V92H161ZM162 93V94H163ZM211 93H212V91H211ZM214 93V92H213ZM33 94V93H32ZM66 94V93H65ZM88 94V93H87ZM90 94V93H89ZM95 95H96V93H94ZM94 94H93V96H94ZM100 94V93H99ZM124 94V93H123ZM127 94V93H126ZM137 94V96L138 95H140V94H138V93H136ZM147 94V93H146ZM149 94V93H148ZM158 94V93H157ZM156 94V95H157ZM161 94V95H162ZM216 94H217V92H216ZM49 95V94H48ZM50 95H52L51 93H50ZM55 95V94H54ZM91 95V94H90ZM101 95H103V94H100V96ZM119 95H120V93H119ZM125 95V94H124ZM134 95V96H133ZM161 95L159 96V97H161ZM169 95V94H168ZM181 95V94H180ZM41 96H42V94H41ZM40 96V97H41ZM63 96V95H62ZM62 96H60V97H62ZM64 96H66V95H64ZM76 96V95H75ZM96 96H98V95H96ZM100 96H98V97H100ZM132 96H133V98H135V94H132ZM132 96L130 97V96H128V97H130V98H132ZM171 96V95H170ZM182 96H183V94H182ZM181 96V97H182ZM185 96V95H184ZM218 96H220V95H218ZM224 96V95H223ZM43 97V96H42ZM48 97V96H47ZM52 97V96H51ZM59 97V96H58ZM77 97V96H76ZM79 97V96H78ZM82 97V96H81ZM80 97V98H81ZM89 97V96H88ZM87 97V98H88ZM110 98H111V96H109ZM108 97V98H109ZM159 97L157 98L159 101H160V99H159ZM206 97V96H205ZM30 95H29V97L24 93V95H22V98H21V100L19 101V105H20V107L21 108H24V107H22L24 104H25V102H27V101H30ZM34 98V97H33ZM32 98V99H33ZM84 98V97H83ZM82 98V99H83ZM93 98V97H92ZM105 98V97H104ZM107 98V97H106ZM151 98V97H150ZM163 98V97H162ZM172 98V100H173V97H171ZM189 97H187V99H188ZM192 98V96L190 97V99ZM219 98V97H218ZM57 99V98H56ZM64 99V98H63ZM77 99V98H76ZM82 99H80V100H82ZM84 99H86V98H84ZM91 99V98H90ZM97 98L95 97V100H96ZM102 99H103V97H102ZM142 99H145V97H143ZM168 99V98H167ZM185 99V98H184ZM213 99V98H212ZM37 100V99H33L32 101L35 103V101ZM61 100V99H60ZM73 100V99H72ZM101 100V99H100ZM99 100V101H100ZM105 100V99H104ZM111 100V99H110ZM112 100H113V97H112ZM156 99H154V101H155ZM158 100H157V102H158ZM164 100V99H163ZM192 100V99H191ZM214 100V99H213ZM39 101V100H38ZM38 101H37V104H39L38 103ZM57 101H59V100H57ZM62 101V100H61ZM67 101V100H66ZM74 101V100H73ZM78 101V100H77ZM84 101V100H83ZM103 101V100H102ZM109 100H107L106 101V103L108 102ZM134 101H136L135 99H134ZM141 101V99L138 101V102H140ZM143 101V100H142ZM149 101H150V99H149ZM165 101H167V100H165ZM175 101V100H174ZM173 101V102H174ZM190 101V100H189ZM188 101V102H189ZM193 101V100H192ZM42 102V101H41ZM60 102V101H59ZM68 102V101H67ZM81 102V101H80ZM79 101H78V103H80ZM88 103H89V100L87 101ZM87 102H86V104H87ZM132 102V101H131ZM162 102V100L160 101V103ZM169 101H167V103H168ZM191 102V101H190ZM202 102V101H201ZM34 103H33V105H34ZM46 103V102H45ZM49 103V102H48ZM77 103V104H78ZM82 103V102H81ZM91 103H93V102H91ZM97 103V102H96ZM100 103V102H99ZM103 103H105V102H103ZM103 103H101V105L103 104ZM106 103H105V105H106ZM116 103H118V102H116ZM130 103V102H129ZM144 103V102H143ZM176 103V102H175ZM28 104H30V103H28ZM27 104V105H28ZM32 104V103H31ZM42 104V103H41ZM70 104V103H69ZM74 104H76V102L74 103ZM132 104H133V102H132ZM153 104H155V103H153ZM157 104V103H156ZM159 104V103H158ZM164 103H162V105H163ZM195 104V103H194ZM213 104V103H212ZM62 105V104H61ZM99 104H97L96 106H98ZM140 105L142 106V104L140 103ZM140 105H138V107L140 106ZM150 105V104H149ZM148 105V106H149ZM179 105V104H178ZM26 106V105H25ZM75 106V105H74ZM84 106V105H83ZM100 106V105H99ZM108 106V105H107ZM112 106H114V105H112ZM120 106V105H119ZM124 106H125V104H124ZM130 106V105H129ZM128 106V107H129ZM132 106V105H131ZM154 106V105H153ZM152 106V107H153ZM156 106L157 105H155V108L154 109H156ZM160 106V105H159ZM158 106V107H159ZM191 106V105H190ZM27 107V106H26ZM25 107V108H26ZM28 107H30V106H28ZM36 107V106H35ZM72 107V106H71ZM90 107V106H89ZM92 107H95V106H93V105H91V107L90 108H92ZM100 107H102V106H100ZM110 107V106H109ZM137 107V104H136V106H135V108H138ZM157 107V108H158ZM161 107V106H160ZM175 107V106H174ZM180 107H182V105L180 106ZM17 108V107H16ZM15 108V109H16ZM33 108H34V106H33ZM40 108V107H39ZM80 108V107H79ZM85 108V107H84ZM111 108V107H110ZM123 108V107H122ZM142 108V107H141ZM168 108H172V106L170 107H168ZM176 108V107H175ZM183 108V107H182ZM182 108H180V109H182ZM196 108V107H195ZM14 109V110H15ZM30 109H32V108H30ZM37 109H38V107H37ZM107 109V108H106ZM114 109V108H113ZM124 109V108H123ZM125 109H126V107H125ZM152 109V108H151ZM153 109V110H154ZM197 109V108H196ZM198 109H200V108H198ZM230 109V108H229ZM232 109H230L231 111H232ZM4 110V109H3ZM13 110V111H14ZM21 110V112H20V116L22 117V114H24V116H25V118H29V117H33L34 119H35V117L36 116H38V117H42L43 118V123H41V124H38L37 122V124H38V127H36L35 128V130H34V132L32 133V134H34V133H36L35 135H34V139L36 138L37 139V141L36 140H34L33 139V137H31L30 139L32 140V141H36V142H33V143H40L43 147H46L47 148V144L48 143H51V142H58V143H61V144H63L64 145V149L63 150H59V151H56V152H53V150L51 151L50 149H48L47 148V150L44 148V149H42V147H40V146H37V145H35V144H27V143H29V142H27V143H25V142H23V141H17L18 139H16L15 137H13V135H12V137H13V139L12 140H14V138L16 139V141L18 142V144L17 143H15V142H13V144L12 145H14V143L15 144H17L19 147H21V149L20 148H18V150H19V155L18 156H15V158L16 159H18L19 158V160H21L22 159V161L24 162V160H31V163L30 164H28V166L29 167H31L30 165H32V168H34L36 171H35V173L37 172L38 173V177H37V179L38 178H40V181H41V179H43L44 177H46V176H51V174H53V172L55 171V170H53V168H51V167H54V165H55V163H56V161L58 160V158H60V157H63V158H68V159H71L73 162H74V166H73V172H72V174H76V175H82L83 173L85 174H87V171H88V169H89V164L87 163V153H85V152H83L82 151V148H83V145L82 146H78V144L80 143L79 141H81V143H83L84 145H85V142H87V141H85L84 140V142H82V140L83 139H85V138H82V140H81V138H79L78 139V137H67L68 135H66L65 134V130H67V129H65L68 125H67V120H68V116H69V118H70V112H69V110H68V108H66L65 106H63V107H61L60 109H58V110H54V109H44V108H41L40 109V111L38 112V113H31V112H25L24 110H22V109H20ZM33 110V109H32ZM78 110V109H77ZM89 110V109H88ZM101 110H103V107L101 108ZM105 110V109H104ZM108 110V109H107ZM115 110V109H114ZM137 111H138V109H136ZM153 110H152V113H153ZM160 110L161 111H159V108H158V110L157 111H159L158 113H159V116H155V114H154V116H155V118L157 119V117H159V119H160V121L158 122V124L156 125V122H155V125L157 126V128H156V126H155V130L153 131V130H151L152 131V134H153V136L155 135H157L156 133H158V135H157V140H158V136L160 137V138H162V139H164V138H166L165 136V133L167 134L168 132V130H166L165 129V125L164 124H166V128H167V125L169 124V122H172V121H168V122H166L167 121V118L169 119V115H168V117L166 118L165 117V112L160 108ZM166 110V109H165ZM171 110V109H170ZM169 110V111H170ZM183 110L184 109H182L181 110V113H180V115H181V117H182V115H183ZM187 110V109H186ZM202 110V109H201ZM17 111V110H16ZM16 111H14V112H16ZM73 111V110H72ZM80 111V110H79ZM93 111V110H92ZM109 111V113H110V110H108ZM130 111V110H129ZM137 111H135V112H137ZM164 113H163V112ZM172 111V110H171ZM170 111V112H171ZM188 111V110H187ZM196 111V110H195ZM210 111L211 110H209V113H210ZM216 111V110H215ZM5 112V111H4ZM84 112V111H83ZM88 112V111H87ZM98 112V111H97ZM96 112V113H97ZM134 112V113H135ZM139 112H142V110L141 111H138L137 112V115H138V113ZM147 112V111H146ZM198 112H200V111H198ZM9 113V112H8ZM7 113V114H8ZM72 113V112H71ZM130 114H132L131 112H129ZM155 113H156V111H155ZM158 113L156 114V115H158ZM194 113V112H193ZM195 113H197V112H195ZM201 113V112H200ZM200 113H199V115H200ZM204 113V112H203ZM11 114V113H10ZM9 114V115H10ZM16 114V113H15ZM88 114H89V112H88ZM102 114L104 115V113H101V116H102ZM108 114V113H107ZM123 114V113H122ZM126 114V113H125ZM128 114V113H127ZM130 114H128V115H130ZM141 113H139V115H140ZM169 114V113H168ZM171 114H174V111H173V113H171ZM170 114V115H171ZM185 114H187L186 112H185ZM17 115H18V113H17ZM74 115V114H73ZM90 115V114H89ZM148 115H150V114H148ZM152 115V114H151ZM175 115V114H174ZM191 114L189 113V115L188 116H190ZM194 115V114H193ZM230 115V114H229ZM12 116V115H11ZM10 116V117H11ZM14 116V115H13ZM101 116H100V118L98 117V119H101ZM114 116V115H113ZM125 116V115H124ZM171 116H173V115H171ZM177 116V115H176ZM175 116V117H176ZM201 116H203V114L201 115ZM201 116H199V117H201ZM222 116H224L223 114H222ZM15 117V116H14ZM73 117V116H72ZM95 117H96V115H95ZM110 117V116H109ZM130 117V116H129ZM132 117V116H131ZM147 117V116H146ZM196 117V116H195ZM198 117V116H197ZM7 118V117H6ZM24 118V119H25ZM45 118V119H44ZM49 118V119H48ZM128 118V117H127ZM133 118V117H132ZM139 118V117H138ZM152 118H154L153 117V115H152ZM177 118V117H176ZM179 118H180V116H179ZM225 118H227V117H225ZM4 119V118H3ZM14 119V118H13ZM20 119H22V118H20ZM33 119V120H34ZM104 119V118H103ZM112 119V118H111ZM145 119V118H144ZM171 119V118H170ZM169 119V120H170ZM173 119V118H172ZM195 119V118H194ZM193 119V120H194ZM200 118H197L196 120H194L195 121V124H196V122H202L203 120L201 119V120H199ZM206 119V118H205ZM1 120V119H0ZM36 120V119H35ZM47 120H53V123L56 121V125L54 126L53 125V123H52V121L50 122H48ZM74 120H75V122L76 123H79V124H81V123H87L88 124V126H91L92 127V124L94 123L93 121H92V117L91 116H87V115H85V114H83V113H80V112H78L76 115H74ZM105 120V119H104ZM108 119H106L105 121H99V122H101V123H105L106 121H107ZM158 120V119H157ZM180 120V119H179ZM197 120H199V121H197ZM2 121V120H1ZM4 121V120H3ZM5 121H7V122H9V123H7V124H9L8 126H11L12 125V123L11 122H15V120H5ZM37 121V120H36ZM117 121V120H116ZM132 121H135V119L133 120L132 119ZM17 122V121H16ZM41 122V121H40ZM108 122V121H107ZM177 122H179L178 120H177ZM182 122V121H181ZM22 123H24V122H22ZM114 123V122H113ZM119 123V122H118ZM130 123V122H129ZM137 123V122H136ZM145 123V122H144ZM173 123H174V121H173ZM173 123H171L172 125H174ZM183 123V122H182ZM181 123V124H182ZM217 123V122H216ZM215 123V124H216ZM6 124V125H7ZM17 124V123H16ZM26 124H27V122H26ZM28 124H29V122H28ZM53 125L55 128L57 127V130H51L49 127L51 126V125ZM108 123H105V125H107ZM117 124V123H116ZM120 124H122V123H120ZM170 124V125H171ZM199 124H201V123H199ZM203 125H204V122L202 123ZM214 124V123H213ZM213 124H212V126H213ZM219 124V123H218ZM5 125V126H6ZM18 125V124H17ZM31 125V124H30ZM30 125H29V127H30ZM70 125V124H69ZM74 125V124H73ZM131 125H133V123L131 124ZM172 125H171V128H172ZM178 125H180L179 123H178ZM178 125H177V127H176V124L174 125L175 126V128H176V130H177V128H178ZM185 125H187V126H185L184 127V129H181L182 130V132L184 133V131H185V135H186V137L188 136V135H190V133H189V131L190 130H188L189 128H187V127H189L191 124H185ZM198 125V124H197ZM201 126V127H203V128H199L200 129V131L202 130V129H204V130H206V129H208V128H204V126ZM220 125V124H219ZM14 126H16L15 124H13L12 125V127H14ZM23 126H25V125H23ZM32 126H33V128H34V125L32 124ZM108 126V125H107ZM134 126H136V125H134ZM133 126V127H134ZM143 126V125H142ZM145 126V125H144ZM154 126V125H153ZM153 126H151V127H153ZM18 127V126H17ZM26 127V126H25ZM180 128H181V126H179ZM192 127V126H191ZM197 127H199V126H197ZM208 127H210V126H208ZM224 127V126H223ZM235 127V126H234ZM20 128H21V130H22V128H24V127H21V125H20ZM19 127H18V130L20 129ZM42 128H45V130L44 131H41V129ZM53 128V127H52ZM54 128V129H55ZM78 129L80 128V127H77ZM82 128V127H81ZM108 128V127H107ZM126 128V127H125ZM128 128V127H127ZM126 128V129H127ZM141 128V127H140ZM174 128V129H175ZM214 127H212V129H213ZM220 128V127H219ZM13 129V128H12ZM65 129V130H64ZM73 129H75V127L73 128ZM99 129V128H98ZM108 129H110V128H108ZM133 129H135V128H133ZM142 129H144V130H146L145 129V127L144 128H142ZM141 129V130H142ZM149 129H150V127H149ZM152 129H154V128H152ZM168 129H170V128H168ZM174 129H173V131H174ZM194 129V128H193ZM211 129V128H210ZM224 129V128H223ZM232 129H233V126H232ZM11 130V128L9 129V131ZM15 130H17V129H15ZM20 130V131H21ZM25 130V129H24ZM33 130V129H32ZM37 130V131H36ZM70 130V129H69ZM72 130V129H71ZM80 130V134H78V135H82L81 134V129H79ZM83 130H84V128H83ZM82 130V131H83ZM86 130V129H85ZM96 130V129H95ZM104 130V129H103ZM119 130V129H118ZM143 130V131H144ZM166 130V131H165ZM180 130V131H181ZM204 130H203V132L202 133H204ZM228 130V129H227ZM230 130H231V128H230ZM7 131V130H6ZM26 131V130H25ZM76 131H78V130H76L75 129V133H77ZM110 131V130H109ZM128 131V130H127ZM134 132H135V130H133ZM157 131V132H156ZM170 131H172V130H170ZM208 131H209V129H208ZM225 131V130H224ZM234 131V130H233ZM11 132H14L13 130H11ZM17 133H20L19 131H16ZM23 132V131H22ZM21 132V133H22ZM92 132V131H91ZM102 131H100V133H101ZM123 132V131H122ZM133 132V133H134ZM137 132V131H136ZM135 132V133H136ZM148 132H150V130H148ZM154 132H155V134H154ZM212 133L214 132L215 133V136H217V134H216V132L215 131H211ZM6 133V132H5ZM21 133L19 134V135H21ZM68 133V132H67ZM94 133V132H93ZM92 133V134H93ZM99 133V134H100ZM145 133V132H144ZM171 133V132H170ZM169 133V134H170ZM174 133V132H173ZM178 132H176V134H177ZM180 133V132H179ZM202 133H201V135H202ZM212 133H210V132H208V133H206V134H209V135H207L211 140H212V142L214 141V140H216V138H215V136L214 135H212ZM27 134L30 136V133H28L27 132ZM91 134V135H92ZM116 134V133H115ZM150 134V133H149ZM172 134V133H171ZM188 134V135H187ZM196 134V133H195ZM225 134H226V132H225ZM23 133H22V138H23ZM26 135V134H25ZM71 135V134H70ZM77 135V134H76ZM85 135H87L86 133H84V136ZM89 135V134H88ZM95 135V134H94ZM97 135H98V133H97ZM104 135V136H103ZM102 135V137H105L106 135H105V133ZM123 135V134H122ZM142 135V134H141ZM144 135V134H143ZM151 135V134H150ZM173 135V134H172ZM171 135V136H172ZM178 136H179V134H177ZM181 136L183 135V134H180ZM193 135V134H192ZM219 135V134H218ZM27 136V135H26ZM83 136V135H82ZM101 136V135H100ZM163 136H164V138H163ZM168 136V135H167ZM170 136V135H169ZM169 136L167 137L168 139H169ZM180 136V137H181ZM195 136V135H194ZM226 136V135H225ZM244 136V135H243ZM9 137V136H8ZM11 137V136H10ZM91 137V136H90ZM99 137V136H98ZM97 137V138H98ZM127 137H128V135H127ZM146 137H147V134H146ZM151 137V136H150ZM173 137V136H172ZM183 137H184V135H183ZM185 137V138H186ZM219 137V136H218ZM3 139H2V141H4V140H6V138L4 139V137H2ZM93 138V137H92ZM100 138V137H99ZM123 138V137H122ZM129 138V137H128ZM136 138V137H135ZM140 138V137H139ZM159 138V139H160ZM174 138V137H173ZM176 138H178V137H176ZM176 138H174V139H176ZM192 138H193V136H192ZM195 139H196V136L194 137ZM24 140H25V137L23 138ZM30 139H29V141H30ZM88 139H91V138H87V140ZM100 139H102V138H100ZM147 139L148 138H146L145 140L147 141ZM155 139V140H156ZM174 139H172L171 138V141L173 142V140ZM179 139V138H178ZM178 139H176V141L175 142H173V144L175 143V145H172L173 147L175 146L176 148H174L176 151L175 152H177L178 154H182L183 153V150L186 148V151L188 152H190V150H192V149H190V148H192L191 147V145H194L195 143L197 144V141L195 142V141H191V143H193V142H195L194 144H191L187 139H188V137H187V141L190 143L188 146H187V143H186V140H184L183 139V141H182V143H178ZM181 139V138H180ZM199 139V138H198ZM197 139V140H198ZM218 139V138H217ZM222 139V138H221ZM226 139V138H225ZM7 140H9V139H7ZM79 140V141H78ZM94 141L93 142H91L92 144L95 142V140L96 139H93ZM104 140H105V138H104ZM103 140V141H104ZM115 140V139H114ZM113 140V141H114ZM129 140H131V139H129ZM142 140V139H141ZM141 140H140V143H141ZM151 140V139H150ZM166 140V139H165ZM170 140V139H169ZM178 140V141H177ZM209 140V139H208ZM207 140V141H208ZM210 140V141H211ZM228 140V139H227ZM233 140V139H232ZM32 141H30V142H32ZM89 141V140H88ZM91 141V140H90ZM90 141H89V145H90ZM96 141H99V140H96ZM103 141H102V143H103ZM128 141V140H127ZM153 141V140H152ZM162 141V140H161ZM199 141H200V139H199ZM219 141V140H218ZM217 141V142H218ZM223 141V140H222ZM229 141V140H228ZM1 142V141H0ZM116 142V141H115ZM114 142V143H115ZM124 142V141H123ZM143 142H144V140H143ZM154 143L156 142V141H153ZM169 142V141H168ZM205 142V141H204ZM220 142V141H219ZM9 143H12V142H10L9 141ZM9 143H6V144H9ZM100 143H101V140H100ZM105 143V142H104ZM160 143V142H159ZM162 143H165V142H162ZM211 143V142H210ZM223 143V142H222ZM229 143H230V141H229ZM2 144V143H1ZM4 144V143H3ZM87 144V145H88ZM91 144V145H92ZM161 144V143H160ZM170 143H168V145H169ZM178 144H180L178 147H177V145ZM195 144V145H196ZM200 144V143H199ZM227 144V143H226ZM5 145V144H4ZM4 145H1L2 147H5ZM54 145V144H53ZM52 145V146H53ZM95 145H97V147H98V143L97 144H95ZM95 145H94V147H95ZM101 145V144H100ZM115 145V144H114ZM131 145H132V143H131ZM146 145V144H145ZM151 145V144H150ZM155 145V144H154ZM164 145H166V143L164 144ZM163 144H162V146H164ZM205 145V144H204ZM222 147H223V145L222 144H220ZM232 144L230 143V146H231ZM7 146V145H6ZM16 145H14L13 146V148H16L15 147ZM17 146V147H18ZM102 146V145H101ZM104 146V145H103ZM116 146V145H115ZM134 146V145H133ZM148 146V145H147ZM167 146V145H166ZM170 146V145H169ZM168 146V147H169ZM206 146V145H205ZM205 146H199L201 149V152L203 151L204 153H207V154H209L210 155V153L212 152V149L211 148H208V147H205ZM211 146H212V144H211ZM49 147V146H48ZM53 147H55V146H53ZM82 147V148H81ZM85 147V146H84ZM93 147V146H92ZM100 147V146H99ZM143 147V146H142ZM160 147H161V145H160ZM165 147V146H164ZM164 147H161V149L162 148H164ZM171 147V146H170ZM195 147V146H194ZM198 147V148H199ZM212 147H214V146H212ZM12 147H10V149H11ZM12 148V149H13ZM50 148H51V144H50ZM58 148H60L61 149V145L58 147L57 146V149ZM96 148V147H95ZM145 148V147H144ZM149 148V147H148ZM197 148V145H196V147H195V149ZM205 148V149H204ZM248 148H250V149H248ZM6 149V148H5ZM10 149H8V150H10ZM83 149H85L86 150V148H83ZM92 149V148H91ZM97 149V148H96ZM102 149V148H101ZM101 149L99 150V148L97 149V151L99 150V152L101 151ZM122 149H123V147H122ZM136 149V148H135ZM156 149V148H155ZM157 149H159L158 147H157ZM156 149V150H157ZM166 149V148H165ZM174 149H170V150H173V152H174ZM16 150H17V148L16 149H13V152H15L16 153ZM88 150H90V148L88 149ZM117 150V149H116ZM120 150H121V148H120ZM128 150V149H127ZM137 150V149H136ZM154 151V153L155 152H157V151ZM163 150V149H162ZM168 150H169V148H167L166 149V151L168 152ZM61 151V152H60ZM92 151V150H91ZM91 151H89V152H91ZM122 151V150H121ZM125 151V150H124ZM123 151V152H124ZM147 151V150H146ZM160 151V150H159ZM192 151H194V150H192ZM195 151H197V149L195 150ZM241 151V150H240ZM239 151V152H240ZM58 152V153H57ZM96 152V151H95ZM112 152V151H111ZM126 152V151H125ZM132 152H134V151H132ZM143 152V151H142ZM151 152V151H150ZM165 152V151H164ZM164 152H162L161 151V153H164ZM173 152H171V153H169V154H173ZM186 152V153H187ZM188 152V153H189ZM198 152H199V150H198ZM242 152V151H241ZM119 153V152H118ZM122 153V152H121ZM136 152H134V154H135ZM144 153V152H143ZM192 153V152H191ZM191 153H190V155L189 156H191ZM194 153H197V152H194ZM96 154V153H95ZM149 154V153H148ZM157 154H158V152H157ZM165 154H167L166 152H165ZM1 155H2V152H1ZM0 155V156H1ZM94 155V154H93ZM99 155H101V154H99ZM102 155H103V153H102ZM101 155V156H102ZM139 156L140 157V155L139 154H136V156ZM156 155V154H155ZM187 155V154H186ZM193 155V154H192ZM196 155H198V154H196ZM201 154H199V156H200ZM205 155V154H204ZM116 156V155H115ZM127 156V155H126ZM137 156V157H138ZM145 156V155H144ZM147 156H150V155H147ZM161 155H159V157H160ZM164 156V155H163ZM169 156V155H168ZM3 157H4V153H3V156L1 157V159H2V162H4L3 164H5V166H7L9 163H11L12 162V160H16L15 158L13 159V157H12V155L11 154H9L7 157L5 156L4 158H6V159H4L5 161H6V163H5V161L3 160ZM96 157H97V155H96ZM117 157H118V155H117ZM116 157V158H117ZM121 157V156H120ZM119 157V158H120ZM130 157H133L134 158V155L133 156H130ZM154 157H156V156H154ZM158 157V158H159ZM166 157V156H165ZM184 157H185V155H184ZM192 157V156H191ZM190 157V158H191ZM193 157H194V161H199L200 159L198 158V160H196V156H194L193 155ZM205 157H209V156H205ZM239 157V158H238ZM128 158V157H127ZM161 158H164V157H161ZM173 158V157H172ZM175 158H176V156H175ZM178 158H180V160H181V157H178ZM213 158V157H212ZM33 159H35L34 161H33ZM96 159H98V158H96ZM122 159V158H121ZM129 159V158H128ZM145 159H146V157H145ZM155 159V158H154ZM183 159V158H182ZM186 159V158H185ZM189 159V158H188ZM187 159V160H188ZM203 159H205L204 157H203ZM207 159V162H208V160H209V158H206ZM206 159H205V161H206ZM221 159V158H220ZM100 160V162L102 161L101 159H99ZM109 160V159H108ZM113 160H115V161H117V160H119V159H113ZM166 161V163H167V159H165ZM171 160V159H170ZM178 160V159H177ZM187 160H185V164L187 163L186 161ZM193 160H191L192 162H193ZM201 160H202V158H201ZM239 160H240V163H239ZM21 161V162H22ZM122 160H120L119 162H121ZM173 161V160H172ZM182 161V160H181ZM220 161V160H219ZM1 162V161H0ZM20 162V163H21ZM28 162V161H27ZM35 162V163H34ZM97 162V161H96ZM100 162H98V163H100ZM114 162V161H113ZM123 162V161H122ZM135 162H136V160H135ZM145 162H148L147 160L145 161ZM161 162V161H160ZM175 162V161H174ZM183 162V161H182ZM191 162V163H192ZM202 163L204 162L203 160L201 161ZM210 162V161H209ZM13 163V162H12ZM18 163V162H17ZM26 163V162H25ZM44 164L45 165V163L48 165V167L46 166V167H44V165H42L41 166V164ZM66 163V162H65ZM116 163H118V162H116ZM125 162H123V164H124ZM133 163V162H132ZM152 163V162H151ZM158 163H159V161H158ZM157 163V164H158ZM171 164L172 162H169L168 161V164ZM176 163H178V161L176 162ZM193 163H195V162H193ZM192 163V164H193ZM197 163V162H196ZM200 163V162H199ZM201 163V164H202ZM216 163H217V161H216ZM216 163H214V164H216ZM220 163H222V162H220ZM23 164V163H22ZM63 164V163H62ZM61 164V165H62ZM69 164V163H68ZM105 164V163H104ZM153 164V163H152ZM160 164L162 165V162L161 163H159V165L158 166H160ZM167 164V166H169ZM173 164V163H172ZM188 164V163H187ZM212 164V163H211ZM211 164H209V166H211ZM10 165V164H9ZM14 165V164H13ZM12 165V166H13ZM21 165V164H20ZM20 165H18V166H20ZM53 165V166H52ZM61 165H60V167H61ZM63 165H65V164H63ZM119 165V164H118ZM128 165H130V163L128 164ZM135 165V164H134ZM147 165V164H146ZM163 165H164V162H163ZM163 165H162V167H163ZM166 165V164H165ZM174 165H176V164H174ZM180 165V164H179ZM15 166V165H14ZM13 166V167H14ZM17 166V165H16ZM22 166V165H21ZM25 166H27V163H26V165ZM27 166V167H28ZM70 166V165H69ZM106 166V165H105ZM120 166V165H119ZM123 166V165H122ZM155 166H157V165H155ZM167 166L165 167L164 166V169L162 170V171H164L165 170V168H167ZM172 166V165H171ZM187 166V165H186ZM198 167L199 166V164H197V165H195L194 167ZM203 166H206V167H208V165H207V163L205 164V162H204V164H203ZM214 166V165H213ZM27 167H25V168H27ZM28 167V169H30L31 170V168H29ZM66 167V166H65ZM64 167V168H65ZM100 167V166H99ZM121 167V166H120ZM129 167V166H128ZM131 167V166H130ZM137 167V166H136ZM140 167V166H139ZM149 167H150V165H149ZM161 167V168H162ZM173 167V166H172ZM171 167V168H172ZM175 168H176V166H174ZM180 167H183V165L182 166H180ZM180 167H178V169L177 170H179V168ZM190 167H193V166H191L190 165ZM196 167V168H197ZM201 167V166H200ZM199 167V169H201ZM222 167V166H221ZM58 168V167H57ZM95 168H96V165H95ZM101 168V167H100ZM109 168V167H108ZM108 168H106V169H108ZM123 168V167H122ZM127 168V167H126ZM135 168V167H134ZM148 168V167H147ZM158 168L160 169V167H157V169L155 168V170H158ZM170 168V167H169ZM188 168H189V166H188ZM59 169H61V168H59ZM70 169H72V167L70 168ZM69 169V170H70ZM93 169V171L95 172V174H96V172L98 171V170H101V169H99L98 168V170L96 171V170H94V167L92 168ZM92 169H90L89 171L91 172V170ZM102 169H103V167H102ZM111 169V168H110ZM130 169V168H129ZM144 169V168H143ZM174 169V168H173ZM171 170V171H174V170H176V169H174V170ZM186 169H187V167H186ZM205 169V168H204ZM207 169V170H206ZM205 170H206V172L207 173H209L208 175H210V173H212L213 171H211V172H209L210 170H208V168H206ZM209 169H211V168H209ZM216 169V168H215ZM223 169V168H222ZM117 170H119V169H117ZM122 170V169H121ZM121 170H119V171H121ZM125 170V169H124ZM132 170V169H131ZM141 169H139V171H140ZM147 170V169H146ZM153 170V169H152ZM151 170V171H152ZM170 169H167L165 172L166 173H168L167 171H169ZM191 170H195L194 168L192 169L191 168ZM205 170H201V171H205ZM212 170V169H211ZM214 170V169H213ZM220 170V169H219ZM3 171H6V170H3ZM17 171V170H16ZM16 171H14V172H16ZM111 171H113V170H111ZM134 171H135V169H134ZM170 171V172H171ZM179 171H184L185 172V169L184 170H179ZM190 171V170H189ZM193 171H192V173H193ZM200 171V173H203V172H201ZM221 171V170H220ZM7 172V171H6ZM14 172H12V173H14ZM18 172V171H17ZM24 172V171H23ZM63 172V171H62ZM71 171H69V173H70ZM109 172V171H108ZM128 172V171H127ZM183 172V173H184ZM223 171H221V173H222ZM8 173H9V171H8ZM8 173H7V176H9L10 175V173H9V175H8ZM11 173V174H12ZM22 173V172H21ZM25 173V172H24ZM66 173H67V170H66ZM106 173V172H105ZM104 173V174H105ZM130 173V172H129ZM150 173V172H149ZM157 172L155 171V174H156ZM179 173V172H178ZM177 172H176V174H178ZM182 173V172H181ZM180 173V174H181ZM182 173V174H183ZM199 173V172H198ZM205 173V172H204ZM215 174H216V171L214 172ZM224 173V172H223ZM2 175H4L3 173H1ZM6 174V173H5ZM15 174H17V173H15ZM31 174V173H30ZM56 174H57V171H56ZM107 174V173H106ZM135 174V173H134ZM133 174V175H134ZM140 174V173H139ZM143 174V173H142ZM159 174H161V172L159 173ZM158 174V175H159ZM169 174V173H168ZM172 174V173H171ZM175 174V175H176ZM181 174V175H182ZM186 174H188V173H186ZM2 175L0 176V177H2ZM14 175V174H13ZM13 175H11V176H13ZM24 175V177L26 178V176H28V175H26V173L25 174H23ZM61 175V174H60ZM69 175V174H68ZM88 175H89V173H88ZM92 175H94V173L92 172ZM97 175V174H96ZM96 175H95V177H96ZM129 175V174H128ZM141 175V174H140ZM144 175H146V174H144ZM157 175V174H156ZM157 175V176H158ZM162 175H163V173H162ZM179 175V174H178ZM184 175H185V173H184ZM206 176H207V178L206 179H208V175L207 174H205ZM217 175V174H216ZM6 176V175H5ZM11 176H9V179L11 178V181L13 180V178L14 177H11ZM14 176H16V175H14ZM17 176H21V177H23L22 176V174L21 175H18L17 174ZM30 176V175H29ZM109 176V175H108ZM110 176H112V175H110ZM109 176V177H110ZM121 176H122V174H121ZM155 176V175H154ZM164 177H165V174L163 175ZM172 176V175H171ZM174 176V175H173ZM194 177L195 176H197V175H193ZM212 176H214V177H217V176H215V175H213V173H212ZM211 175H210V180H211V178L213 179V177H212ZM31 178H32V175L30 176ZM73 177V176H72ZM75 177V176H74ZM77 177V176H76ZM85 177V176H84ZM94 177V176H93ZM108 177V178H109ZM113 177H114V175H113ZM117 177V176H116ZM138 177V176H137ZM150 177V176H149ZM178 177V176H177ZM185 177V176H184ZM183 177V178H184ZM186 177H187V175H186ZM194 177H193V179H194ZM199 177V176H198ZM223 177V176H222ZM224 177V178H225ZM4 178V177H3ZM7 178V177H6ZM17 177H15V179H16ZM19 178V177H18ZM24 178V179H25ZM35 178H36V176H35ZM34 178V179H35ZM89 178V177H88ZM106 179H107V176L105 177ZM121 178V177H120ZM127 178V177H126ZM134 178V177H133ZM146 178V177H145ZM152 178V177H151ZM157 178V177H156ZM160 178H163V177H160ZM165 178H170V177H168V175H167V177H165ZM190 178H191V176H190ZM197 178V177H196ZM202 178H204V177H202ZM15 179L13 180L14 182H15ZM20 179V178H19ZM19 179H17L18 181H19ZM24 179H22L21 178V180H24ZM78 179H80V178H78ZM78 179H76L77 181H78ZM92 179V178H91ZM94 179V178H93ZM96 179V178H95ZM105 179V180H106ZM119 179V178H118ZM122 179V178H121ZM132 179V178H131ZM137 179V178H136ZM171 179V178H170ZM169 179V180H170ZM172 179H173V177H172ZM174 179H175V177H174ZM173 179V181L175 182V180ZM178 180H179V178H177ZM181 179H182V177H181ZM187 179H189L188 177H187ZM215 179V178H214ZM217 179V178H216ZM1 180H2V178H1ZM16 180V181H17ZM20 180V181H21ZM26 180H27V178H26ZM26 180H24V181H26ZM30 180V179H29ZM36 180V179H35ZM81 180H84V179H81ZM81 180H80V182H81ZM113 180H115L114 178H113ZM164 180H168V179H164ZM168 180V181H169ZM184 181H185V179H183ZM201 181L200 182H202V179H200ZM204 180H205V178H204ZM10 180H7V184H9L10 182H9ZM12 181V182H13ZM28 181V180H27ZM32 181V180H31ZM30 181V182H31ZM43 181H45V178H44V180ZM72 181V180H71ZM75 181V180H74ZM86 181H88V184H89V180H86ZM85 181V182H86ZM96 181L97 180H95V182L94 183H96ZM101 181H103V180H101ZM107 181V180H106ZM109 181V180H108ZM124 181V180H123ZM135 181V180H134ZM151 181H152V179H151ZM156 181H160V179L158 180V179H156ZM173 181H170V183H171V185H172V182ZM184 181H183V183H184ZM189 181H192V178L189 180ZM197 181V180H196ZM5 182V181H4ZM13 182V183H14ZM29 182V181H28ZM50 182V181H49ZM52 182V181H51ZM84 181H82L81 182V184L82 183H85ZM91 182V181H90ZM100 182V181H99ZM98 182V183H99ZM104 182V181H103ZM113 182V181H112ZM125 182V181H124ZM127 182V181H126ZM148 182V181H147ZM154 182V181H153ZM153 182H152V184H153ZM162 182H163V179H162V181H161V183L160 184H162ZM165 182V181H164ZM181 181H179V183H180ZM187 182H188V180H187ZM192 182H195V181H192ZM211 182V181H210ZM220 182V181H219ZM218 182V183H219ZM12 183V184H13ZM16 183V182H15ZM21 183H22V181H21ZM24 183V182H23ZM35 183V182H34ZM42 183V182H41ZM45 183H46V181H45ZM78 183V182H77ZM87 183V182H86ZM107 183V182H106ZM166 183H167V181H166ZM177 184H178V181L176 182ZM176 183L174 184V185H176ZM190 183V182H189ZM208 183V182H207ZM206 183V184H207ZM6 184V185H7ZM88 184H85L86 186L88 185ZM97 184V183H96ZM114 184V183H113ZM112 184V185H113ZM159 184V183H158ZM197 183L195 182V184L194 185H196ZM199 184V183H198ZM202 184H203V182H202ZM205 184V185H206ZM210 183H208V185H209ZM213 184H214V182H213ZM223 184V183H222ZM16 184H14V186H15ZM18 185H20L19 183H18ZM22 185V184H21ZM30 185V184H29ZM33 185H35V184H31V186H33ZM40 185V184H39ZM83 185L84 184H82V187H83ZM84 185V186H85ZM93 185L94 184H90V186H92L93 187ZM98 185V184H97ZM137 185V184H136ZM154 185V187H155V183L153 184ZM152 185V186H153ZM168 185V184H167ZM179 185V184H178ZM211 185V184H210ZM209 185V186H210ZM8 186V185H7ZM37 186H38V183H37V185H35V187L37 188ZM80 186V185H79ZM111 186V185H110ZM170 186V185H169ZM193 186V185H192ZM200 186V185H199ZM203 186V185H202ZM212 186V185H211ZM222 186V185H221ZM226 186V185H225ZM224 186V187H225ZM10 187H11V184H10ZM17 187V186H16ZM16 187H14V189L16 188ZM23 187V186H22ZM39 187V186H38ZM88 187H89V185H88ZM102 187V186H101ZM105 187H106V184H105ZM108 187V186H107ZM165 188H166V185L164 186ZM179 187H181L180 185H179ZM187 187V186H186ZM197 187V186H196ZM206 187V186H205ZM1 188V187H0ZM3 188V187H2ZM7 188V187H6ZM35 188V189H36ZM39 188H41V185H40V187ZM45 188V187H44ZM86 188V187H85ZM84 188V189H85ZM115 188V187H114ZM129 188V187H128ZM131 188V187H130ZM133 188V187H132ZM139 188H141V187H139ZM150 188V187H149ZM156 188V187H155ZM154 188V189H155ZM181 188H183V187H181ZM220 188V187H219ZM4 189V188H3ZM2 189V190H3ZM31 189V188H30ZM34 189V190H35ZM82 189V188H81ZM111 189V188H110ZM116 189V188H115ZM115 189H114V191H115ZM151 189V188H150ZM153 189V190H154ZM158 189V188H157ZM167 189V188H166ZM171 189H172V187H171ZM174 189H176V188H174ZM173 189V190H174ZM177 189H178V187H177ZM184 189V188H183ZM182 189V190H183ZM196 189V188H195ZM198 189V188H197ZM201 189V188H200ZM216 189H218V188H216ZM108 190V189H107ZM121 190H122V187H121ZM125 190V189H124ZM129 190V189H128ZM135 190V189H134ZM147 190V189H146ZM160 190V189H159ZM158 190V191H159ZM162 190V189H161ZM184 190H186V188L184 189ZM183 190V191H184ZM190 190V189H189ZM207 190V189H206ZM221 190H223V187H222V189ZM228 190V189H227ZM38 191V190H37ZM41 191V190H40ZM81 191H83V190H81ZM85 191V190H84ZM92 191V190H91ZM103 191V190H102ZM105 191H106V188H105ZM104 191V192H105ZM133 191V190H132ZM162 191H164V189L162 190ZM162 191H160V192H162ZM176 191V190H175ZM198 191H199V189H198ZM259 191H260V189H259ZM103 192V193H104ZM111 192V191H110ZM113 192V191H112ZM137 192V191H136ZM150 192V191H149ZM166 191H164L163 193H165ZM168 192V191H167ZM166 192V193H167ZM171 192V191H170ZM174 192V191H173ZM177 193H179V192H181L180 191V189H179V192L178 191H176ZM190 193H191V191H189ZM193 192V191H192ZM207 192V191H206ZM213 192V191H212ZM258 192V193H257ZM88 193V192H87ZM87 193H84L83 194V197H81L82 198V201H83V203H85L86 202V200L89 198V195L87 194ZM92 193V192H91ZM102 193V194H103ZM106 193H107V191H106ZM133 193V192H132ZM143 193V192H142ZM145 193V192H144ZM201 193V192H200ZM209 193V192H208ZM232 193H231V195H232ZM20 194V193H19ZM28 194H29V192H28ZM89 194H90V192H89ZM108 194H109V192H108ZM147 194V193H146ZM160 194V193H159ZM168 194V193H167ZM170 194V193H169ZM172 194V193H171ZM170 194V195H171ZM174 194H175V192H174ZM186 194V193H185ZM192 194V193H191ZM191 194H190V196L189 197H192L191 196ZM194 194V193H193ZM196 194V193H195ZM226 194H227V192H226ZM8 195V194H7ZM110 195V194H109ZM116 195V194H115ZM135 195V194H134ZM161 195V194H160ZM170 195H169V197H170ZM176 195V194H175ZM218 195V194H217ZM15 196V195H14ZM25 196V195H24ZM130 196H132V195H130ZM146 196V195H145ZM159 196V195H158ZM164 196H166V195H164ZM219 196V195H218ZM224 196V195H223ZM234 196V195H233ZM101 197V196H100ZM110 197H111V195H110ZM115 197V199H116V196H114ZM113 197V195H112V198H114ZM160 197H162V196H160ZM203 197V196H202ZM201 197V198H202ZM208 196H206V198H207ZM212 197V196H211ZM244 197V198H243ZM26 198V197H25ZM106 198H108L109 199V197H108V195H106L105 196V198L103 199V200H105ZM124 198V197H123ZM147 198V197H146ZM168 197L166 196V199H167ZM193 198V197H192ZM205 198V199H206ZM221 198V197H220ZM219 198V199H220ZM225 198H226V196H225ZM224 197H223V199H225ZM23 199V198H22ZM118 199V198H117ZM159 199V198H158ZM161 199V198H160ZM165 198L163 197V200H164ZM180 199V198H179ZM185 199H186V197H185ZM208 199V198H207ZM206 199V200H207ZM214 199V198H213ZM232 199V198H231ZM27 200V199H26ZM31 200V199H30ZM36 200V199H35ZM89 200V199H88ZM91 200V199H90ZM128 200H129V198H128ZM168 200H169V198H168ZM175 200V199H174ZM196 200V199H195ZM194 200V201H195ZM217 200V199H216ZM221 200V199H220ZM226 200V199H225ZM81 200H80V202H82ZM92 201V200H91ZM90 201V202H91ZM111 201V199H109V201H107V202H110ZM115 202L116 200H113L112 199V201H111V203L112 202ZM119 201V200H118ZM159 201V200H158ZM160 201H162V200H160ZM183 201V200H182ZM202 201V200H201ZM218 201V200H217ZM232 201H233V199H232ZM237 201V200H236ZM3 202H4V200H3ZM5 202H7V201H5ZM27 202V201H26ZM106 202V201H105ZM117 202V201H116ZM121 202V201H120ZM133 202V201H132ZM163 202H165V200L163 201ZM172 202V201H171ZM170 202V203H171ZM188 202V201H187ZM199 202V201H198ZM204 202H205V200H204ZM204 202H203V204H204ZM207 202V201H206ZM228 202V201H227ZM110 203V204H111ZM128 203H129V201H128ZM235 203V202H234ZM237 203V205H238V202H236ZM240 203H239V207H240ZM5 204V203H4ZM30 204H31V202H30ZM81 204V203H80ZM86 204V203H85ZM84 204V205H85ZM112 204H114V203H112ZM118 204V203H117ZM166 204V203H165ZM207 205H208V203H206ZM26 204H24V206H25ZM29 205V204H28ZM82 205V204H81ZM86 205H88V204H86ZM90 205V204H89ZM94 205V204H93ZM115 205V204H114ZM157 205H158V202H157ZM160 205V204H159ZM163 205H164V203H163ZM176 205V204H175ZM175 205H174V207H175ZM201 205V204H200ZM213 205V204H212ZM211 205V206H212ZM216 205V204H215ZM235 205V204H234ZM233 205V206H234ZM1 206V205H0ZM23 206V205H22ZM177 206H179V205H177ZM17 207V206H16ZM19 207V206H18ZM38 207V206H37ZM39 207H41V206H39ZM43 207V206H42ZM88 207H90V206H88ZM113 207V206H112ZM115 207H118L119 208V206L117 205V206H115ZM114 207V208H115ZM127 207V206H126ZM160 207V206H159ZM180 207H181V205H180ZM187 207V206H186ZM207 207H209V206H207ZM217 207H218V205H217ZM216 207V208H217ZM7 208V207H6ZM44 208V207H43ZM85 208V207H84ZM93 208V207H92ZM163 208H164V206H163ZM188 208V207H187ZM195 208V207H194ZM199 208V207H198ZM197 208V209H198ZM231 208V207H230ZM236 208V207H235ZM7 209H9V208H7ZM21 209V208H20ZM42 209V208H41ZM113 209V208H112ZM117 209V208H116ZM120 209V208H119ZM162 209V208H161ZM203 209V208H202ZM205 209V208H204ZM215 209V208H214ZM239 209V208H238ZM30 210V209H29ZM28 210V211H29ZM46 210V209H45ZM82 210H84L83 209V207H82ZM121 210V209H120ZM194 210V209H193ZM206 210V209H205ZM1 211H3V209L2 210H0V212ZM27 211V212H28ZM38 211V210H37ZM116 211V210H115ZM114 211V212H115ZM238 211H240V210H238ZM14 212V211H13ZM85 212V211H84ZM87 212V211H86ZM93 212V211H92ZM111 212H113V211H111ZM225 212V211H224ZM240 212V213H241ZM21 213V212H20ZM47 213V212H46ZM71 213V212H70ZM69 213V214H70ZM81 213V212H80ZM88 213V212H87ZM95 213V212H94ZM123 213V212H122ZM132 213V212H131ZM210 213V212H209ZM22 214V213H21ZM24 214V213H23ZM28 215L27 216H25V217H27L28 218V216H29V219H30V217H32L33 215H34V213H32L31 215H29V213H27ZM120 214H121V212H120ZM203 214V213H202ZM211 214V213H210ZM47 215V214H46ZM72 215V214H71ZM95 215H97V214H95ZM116 215V214H115ZM119 215V214H118ZM196 215V214H195ZM206 215H208L207 214V211H206ZM216 215V214H215ZM224 215V214H223ZM234 215V214H233ZM36 216V215H35ZM35 216H34V218H35ZM48 216V215H47ZM86 216V215H85ZM90 215L88 214L87 216H86V220H87V218L89 217ZM91 216H92V214H91ZM101 216H104V215H101ZM117 216V215H116ZM122 216V215H121ZM219 216H220V214H219ZM6 217V216H5ZM38 217V216H37ZM37 217H36V219H37ZM78 217V216H77ZM108 217V216H107ZM178 217V216H177ZM197 217V216H196ZM200 217V216H199ZM210 217V216H209ZM241 217V216H240ZM39 218V217H38ZM47 218V217H46ZM104 218H106V217H104ZM121 218V217H120ZM124 218V217H123ZM174 218V217H173ZM179 218V217H178ZM198 218V217H197ZM205 218V217H204ZM223 218V217H222ZM6 219V218H5ZM8 219V218H7ZM6 219V220H7ZM12 219H13V217H12ZM21 219V218H20ZM26 219V218H25ZM48 219H50L49 217H48ZM99 219V218H98ZM108 219H110V218H108ZM175 219V218H174ZM241 219V218H240ZM10 220H11V218H10ZM15 220H18V219H15ZM31 220V219H30ZM69 220V219H68ZM95 220V219H94ZM105 220H107V218L105 219ZM122 220V219H121ZM124 220V219H123ZM134 220V219H133ZM178 220V219H177ZM238 220V219H237ZM242 220H240L241 222H242ZM1 221V220H0ZM3 221V220H2ZM5 221V220H4ZM29 221V220H28ZM27 221V222H28ZM32 221V220H31ZM40 221V220H39ZM42 221H43V219H42ZM50 221V220H49ZM169 221V220H168ZM211 221H212V219H211ZM22 222V221H21ZM21 222H18L17 224H19V223H21ZM36 222H37V220H36ZM35 221L34 222H32L34 225H32V226H29L28 224H25L24 223V225L21 223V224H19L18 225V227H26V226H28V227H31V228H29V229H31V230H33V233H34V238L37 236V237H40L43 233H45V232H47V234H48V237L46 238V240H44V241H46V245L45 244H43V246H37L36 244H34V245H32L33 244V242L31 241V240H29L31 237H30V235H33V234H29V239L28 238H26V236H23V235H20V236H16V237H18V238H20V239H18V241L20 240V244H22L21 242H23V245H27V249L29 250V252H28V254H29V257L31 258H27V259H29V260H24L23 259V261H31L30 263L31 264H51V263H56L57 261H59V260H61V259H63L64 258V256L67 254V252H69L68 250L70 249V248H73L75 245L77 246V243H78V241H79V239H80V237L85 233V232H87V230H88V222H90V221H84L83 219L82 220H78V219H72L71 218V220H69V221H67L66 220V222H64V223H62V221H61V223L60 224H54V225H52V224H50L49 225V223H48V227L45 229V227H43V225H40L39 223H37L36 225H35V223H36ZM100 222H102V221H100ZM106 222V221H105ZM105 222H103V223H105ZM124 222V221H123ZM123 222L121 223V224H123ZM128 222V221H127ZM166 222H167V220H166ZM170 222V221H169ZM226 222V221H225ZM233 222H234V220H233ZM31 223V222H30ZM94 223V222H93ZM107 223V222H106ZM168 223V222H167ZM173 223V222H172ZM6 224H7V222H6ZM13 225L15 224V223H12ZM41 224H43V223H41ZM100 224V223H99ZM177 224V223H176ZM212 224V223H211ZM224 224V223H223ZM242 224V223H241ZM104 225V224H103ZM127 225V224H126ZM167 225V224H166ZM226 225V224H225ZM224 225V226H225ZM15 226V225H14ZM95 226H97V225H95ZM238 226V225H237ZM241 226L243 227V228H241ZM1 228H2V225L0 226ZM8 227V226H7ZM112 227V226H111ZM239 227V226H238ZM0 228V229H1ZM12 228H13V226H12ZM122 228H123V226H122ZM124 228H125V226H124ZM127 228V227H126ZM125 228V229H126ZM236 228V227H235ZM253 228V229H252ZM3 229H5V228H3ZM14 229H15V227H14ZM17 229V228H16ZM15 229V230H16ZM22 229H24V228H22ZM28 229V230H29ZM99 229V228H98ZM104 229V228H103ZM121 229V228H120ZM10 231H11V229H9ZM9 230H6V232L7 231H9ZM13 230V229H12ZM15 230H13L14 231V233H16V231ZM94 230V229H93ZM238 230V231H239ZM253 230V231H252ZM1 231V230H0ZM9 231V232H10ZM12 231V232H13ZM25 231H27V230H25ZM97 231V230H96ZM116 231V230H115ZM122 231H124L123 229H122ZM229 231V230H228ZM228 231H227V234H228ZM237 231V232H238ZM18 232V231H17ZM21 232V231H20ZM23 232H24V230H23ZM231 232V231H230ZM2 233V234H1ZM1 233H0V235H3V234H5V233H3L2 231H1ZM22 233V232H21ZM29 233V232H28ZM28 233L27 234H25V233H22V234H25V235H28ZM100 233H101V231H100ZM104 233V232H103ZM102 233V234H103ZM7 234H10V233H8L7 232ZM17 234H20L19 232L17 233ZM94 234V233H93ZM97 234H98V232H97ZM234 234V233H233ZM40 235V236H39ZM44 235V234H43ZM92 235V234H91ZM223 235V234H222ZM13 236H15L14 234H13ZM114 236V235H113ZM125 236V235H124ZM228 236V235H227ZM227 236H225V237H227ZM1 237V240H2V238L4 237V235L3 236H0ZM12 237V236H11ZM36 237V243H38L39 241L37 240L38 238ZM42 237V236H41ZM45 237H46V235H45ZM45 237H43V238H45ZM89 237V236H88ZM96 237V236H95ZM102 237V236H101ZM104 237H105V235H104ZM116 237H117V235H116ZM223 237V236H222ZM231 237V236H230ZM237 237V236H236ZM5 238V237H4ZM6 238H7V236H6ZM14 238V237H13ZM33 238V237H32ZM43 238H41V239H43ZM235 238V237H234ZM11 239V238H10ZM40 239V240H41ZM117 239V238H116ZM34 240V239H33ZM81 240V239H80ZM231 240V239H230ZM234 240V239H233ZM236 240V241H237ZM14 241V240H13ZM12 241V242H13ZM16 241V240H15ZM17 241V242H18ZM44 241H41V242H44ZM48 241V242H47ZM116 241H118V240H116ZM120 241V240H119ZM224 241H225V239H224ZM229 241V240H228ZM16 242V245L18 244ZM31 242H32V244H31ZM123 242V241H122ZM135 242V241H134ZM231 242H233V241H231ZM40 243V242H39ZM45 243V242H44ZM48 243V244H47ZM80 243V242H79ZM95 243V242H94ZM229 243V242H228ZM238 243V242H237ZM241 243H240V245H241ZM20 244H18V245H20ZM41 244V243H40ZM117 244H119L118 242H117ZM227 244V243H226ZM256 244H257V247H256ZM1 245V244H0ZM2 245H4V246H1L0 248H2V247H5V243L3 242L2 243ZM17 245V246H18ZM45 245V246H44ZM121 245H122V243H121ZM14 246V245H13ZM22 246V245H21ZM120 246V245H119ZM242 246V245H241ZM246 246V245H245ZM254 246V245H253ZM7 247H8V245H7ZM18 247H20V246H18ZM239 247V246H238ZM247 248L249 247V246H246ZM26 248V247H25ZM22 249V250H26V249ZM106 248V247H105ZM116 248V247H115ZM245 248V247H244ZM243 248V250H245ZM250 249L252 248V247H249ZM248 248V249H249ZM118 249H119V247H118ZM120 249H121V247H120ZM123 249V248H122ZM233 250V249H232ZM251 250H253V249H251ZM8 251H9V249H8ZM7 251V254L10 252H8ZM27 251V250H26ZM25 251V252H26ZM112 251V250H111ZM148 251H149V249H148ZM257 251V250H256ZM255 251V252H256ZM2 252H5L4 250L2 251ZM1 252V253H2ZM13 252V251H12ZM10 253L9 255L11 256V255H14L15 253L13 252V253ZM17 252H20V251H17ZM233 252H234V250H233ZM249 252V251H248ZM0 253V264H25V262H23L22 261V256L24 255H22V254H20V255H22V256H20V258L21 259H19V257H16V258H18V260H16V258H15V260H14V257H11V259L12 260H14L15 262L14 263H10L9 261H7V259H6V257H7V254H6V252L2 255ZM70 253V252H69ZM123 253V252H122ZM121 253V254H122ZM133 253V252H132ZM151 253V252H150ZM149 253V254H150ZM6 254V255H5ZM17 254V253H16ZM16 254L14 255V256H16ZM116 254V253H115ZM120 254V253H119ZM250 254H252V253H250ZM8 255V256H9ZM18 255H19V253H18ZM27 255V254H26ZM107 255H108V253H107ZM135 255V254H134ZM243 255V254H242ZM6 256V257H5ZM118 256V255H117ZM114 257H115V255H114ZM128 257V256H127ZM7 258H9V257H7ZM145 258V257H144ZM243 258V257H242ZM40 259H42V260H40ZM126 259V258H125ZM136 259V258H135ZM153 259V258H152ZM249 259V258H248ZM250 259V260H251ZM116 260H118V259H116ZM150 260V259H149ZM251 260V261H252ZM254 260L252 261V262H254ZM73 261H74V259H73ZM60 262H62V261H60ZM112 262V261H111ZM243 262V264L246 262H244V261H242ZM254 262V263H255ZM59 263V262H58ZM65 263V262H64ZM69 263V262H68ZM239 263V262H238ZM247 263V262H246ZM255 263V264H256ZM115 264V263H114ZM247 264H250V263H247ZM252 264V263H251Z\"/></svg>",
  "mask_w": 264,
  "mask_h": 264
}]
</instances>
